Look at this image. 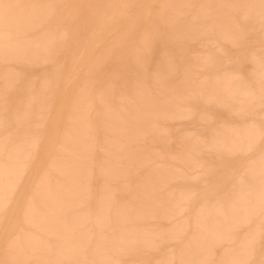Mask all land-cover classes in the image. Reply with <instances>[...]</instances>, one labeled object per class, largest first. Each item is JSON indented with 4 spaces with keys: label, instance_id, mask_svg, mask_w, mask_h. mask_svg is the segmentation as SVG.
Listing matches in <instances>:
<instances>
[{
    "label": "rangeland",
    "instance_id": "obj_1",
    "mask_svg": "<svg viewBox=\"0 0 264 264\" xmlns=\"http://www.w3.org/2000/svg\"><path fill=\"white\" fill-rule=\"evenodd\" d=\"M89 1L90 0H64L62 5L60 6L61 8L60 7H59L60 9L57 8V11L50 18H48L49 22H47V23H50V24H47V26L50 25V28H52L54 26V23H56V25H57V23L58 24L61 23V24H59V26L64 24V25H62L63 26L62 28L64 30L61 29L62 36L60 39H62V44H60L61 43L60 42L59 44L56 45V43L59 41L58 40V41H56V43L51 44L50 47L47 46V49L45 48L47 53L45 52V54H44L42 52V55L43 54L45 55V57H44V55L42 57L46 58V60L45 59L42 60V61L45 60L44 62L41 61L42 64L39 62L40 60L39 61L37 60L38 63H40V64H37V62L32 60V58L29 60L30 55H31L30 52H26L25 55L22 56L24 58V60L21 57L24 62L22 60H20L19 58H17L19 62H17V59L15 60L14 58H13L14 61L12 60V58H9V59H7V62H6V59L0 58V60H1L0 61V113L2 115V116L0 115V123H1L0 124V136H1L0 139L3 138V136L5 135L4 138L0 140L1 142L3 141L2 143H0L3 145V146L0 145V147H1L0 149L4 148L3 151H5V152H8L11 148L14 150L15 149L14 146H15L16 142L17 141L22 142L23 140H24L23 142H25V147L27 145L26 143H28L27 146L29 147V148L27 147L29 153H26L27 154L26 156H28L27 160H24V159H26V157H24L25 154L24 155L19 154L16 157V154L14 153L15 151L11 150V151H13V153H10L11 151L8 152L9 156H11V154H13V155L15 154L14 155L15 157L12 155L10 157V159H12L14 157L16 163H18V161L20 162L21 159H23V157H24V159L22 160V162L26 161V162H24L25 164L23 166L21 164V166H22V168H24V170H23V175H22L23 177H21L19 179L20 182H18V185H17L18 188H21L23 186L27 176L37 166L36 164H38V160L40 159L39 157H41L44 154L43 149L46 146L45 144H47V140H48L47 138L49 137L48 133L50 134V131L52 129L51 126H53L52 123L55 122V120H56V116L59 112V110H57V109H59L60 104H61V94H62V91L65 89L66 86H69V88L72 91V95H74L75 98H77V97L80 98L79 103L81 104L80 107H83V110H82V108L80 109V107H79V111H81V113H80L81 115H79V113H78V116H76L77 115V113H76V115L73 116L72 111H74V110H75L74 112L78 111V110L74 109L75 107L72 108L74 106V104L71 106V108H67L68 111H67V109H65L64 114H63V116L65 118V122L67 121V119L70 118L69 116H73L71 118H77V119L81 117L80 119L83 122H80L81 120L78 119V123H79V124L77 123L78 127L81 124L83 126L84 125L83 123H85V125H87V126L82 127L81 131L84 130V128H85V130L86 129L89 130V131H87L88 135L87 136L85 135L84 139L83 140L81 139V140L83 141V143L86 142L87 146L89 144V146H90L89 149H91L92 151L91 150L89 151L90 152L89 154L91 156H89V154H88V157H91V159L93 157V159H92V161H90V158L86 157L87 158L86 161H89V163H90L89 164L88 162H86L84 160L85 157L82 156L83 162L86 164L88 163L87 164L88 166H85V167H88L89 170L85 169V170H81L80 172H82V171L87 172L88 171V173L91 175L89 189L88 190L85 189L87 192L81 191V193H85V194L88 193L89 196H91V199L86 204L82 203L83 205L81 204V207H79L80 210L78 211V215L83 216V213H82L83 210L86 211V208H88L89 211L87 210L88 211V212L86 211L87 213L84 212V215L88 214L87 215L88 220H85L87 222L83 221L85 225L83 226V223H82V225L80 224V227L76 228L77 231H75V229H74V230H72L74 233H72V231L70 232L71 235L72 234L77 235V236L72 235L73 238L74 237L76 238V240H75V238H74V240L77 243L72 239V236L65 235V237L55 238L57 236L55 235V237H54V235H52L50 233L52 230L51 228H50L51 230H48L46 232L45 231L40 232L35 227L30 226V228H29V226H25L24 230H22L25 232H23L21 235H23V234L27 235V236L31 235L32 237L37 236V238H35V241H36V239H37V241H36L37 243L40 241V243H38L39 249L35 250V253H37L39 251L37 253V254H40L39 256L37 255L39 258V261H40L41 257L50 253L49 255H47V256H49L48 258L44 256L45 259L47 258L49 261L45 260L44 258H41V260L42 261L45 260V262L41 261L40 264H42V263L44 264L46 262L48 264H53V262L56 263V260H58L59 264H72V261H73V263L75 261L76 264H78V263L87 264V262L92 263V264H93V262H94V264H96V263H98V264L107 263L108 264L109 262H110L109 264H111V262H112V264H116V263L117 264H154L153 262H155L156 259H158V258H160V262H158V260H159L158 259L156 261L157 263L155 262V264H165V263L166 264L167 263L179 264L181 262L184 263L183 261H185V260L189 261V262L185 261L186 264H196V263L199 264L200 262H201L200 264H209L207 262L204 263V261H201L202 258H203V260L206 259V257H207L206 255H208L209 253L212 254V259L214 261L212 263L215 264V261L217 260L219 255H221L223 249H224V251H226V249H227L226 252L229 253L227 255L228 257H226V260L229 258V256L233 255L232 257H230L233 259L229 258V260H232V261H229V260L225 261L226 264H231V262H233L232 264H238V263L239 264H264L263 263L264 262V220L263 219L264 218L262 219L263 221L261 220V218L264 217V212H262V207H264V204H261L262 199L259 198L262 196L260 194H264V192H263L264 191V173L261 172V171H264V160L261 159V150H260L261 149L260 148L261 147V145H260L261 140L258 136H255L252 131L249 130L250 124L255 123L256 125H259L261 118L264 117V112H262L260 110L259 103L250 107L249 103H248V97L246 96V95L249 96V93H251L255 96L257 95L256 97L258 98L260 95L262 87H264V80H262V78H261V76H264V12H263L264 7H262V0H247V1L242 0L243 3L240 2L241 0H238V1L237 0L236 1L235 0H227V1L226 0H223V1L219 0L218 2L215 0H213V2H210L212 0H210V1H208V0H195L197 3L193 0H190V1L187 0L188 2H192L195 6H198V10L199 11L202 10L203 12L197 11V7H195V6H193L192 9L196 10V11H192V9L190 7L192 4L190 3L191 5L189 4V6H187V8L189 7L188 9H190L191 11L189 13L187 12L188 14L186 13V11L188 9L186 11H184L185 12V13H183L184 16L182 14L179 15L173 11V9L171 7H174L173 5L175 4V1H172V0L171 1L169 0V2H168V3L171 2V4H173V2H174V4L172 6H170V4H168V6L165 4L164 7L160 6L159 3H155V2H158L156 0H141V2L138 0H103L102 4L99 6L100 8H97V10L94 11V13H92V14H89L88 10H87L88 9L87 6H88ZM124 1L126 2V4ZM203 1H206L205 2L206 4ZM248 1H251L252 4H251V2H248ZM127 2H128V4H127ZM228 2H230V5L229 4L227 5ZM254 2H256V3H254ZM215 3L218 5V7H217L219 9L218 13L214 12V11H218V10H215L216 9L215 5L211 6V7L209 6V4L213 5ZM258 3H259V5H258ZM122 4H124V5H122ZM203 4L208 6L207 10L202 9V8H206V6L204 7ZM243 4H244V6H243ZM246 5H248V6H246ZM122 6H124V7L126 6L125 7L126 9L122 10V8H123ZM224 6L225 7L227 6V8H228L227 11H226V8ZM259 6L262 8H260ZM120 7H122L121 10H120ZM222 7H224L225 9ZM142 8H144V9H142ZM147 8H148V10L150 9L149 12L146 11ZM199 8H201V9H199ZM233 8H235V9L233 10ZM245 8H247V9H245ZM118 9L120 10L121 13L122 12L123 13L120 14ZM85 10H86V12H85ZM260 10H262V11H260ZM117 11H118V16H116ZM150 11L152 13H150ZM169 11L172 14L175 13L174 14L175 16H170L169 14H171V13ZM222 11L223 12L226 11L225 12L226 15H225V13H223V15H221ZM220 12H221V14H220ZM83 14H86V15H83ZM217 14L223 16V18L226 17L227 19L226 18L223 19L221 16H219V15L217 16ZM260 14H261V16L263 14V16L261 17ZM57 15L59 16V18ZM156 15L158 17H155ZM230 15L232 16V18L230 17ZM244 15H245V17H244ZM246 15L248 18L246 17ZM176 16L179 18H176ZM258 16H260V17H258ZM52 17H53V19H52ZM139 17H141V18H139ZM174 17L176 18V20ZM215 17L219 18V19L216 18L217 22L215 20ZM89 18L91 20H89ZM143 18H145V19H143ZM151 18H153V19H151ZM185 18L188 21H185ZM220 18H222V19H220ZM254 18H256V19H254ZM230 19H231V21H230ZM173 20H174V22L178 21V24L181 25L180 28L183 27V29L185 30V32H184L185 34L183 33L184 30H182V29H181V31H182L181 34L180 33H179L180 35L177 34L180 31V28L178 27L179 25H177V22L174 24ZM189 20H190V22H189ZM219 20L220 21L229 20V21L226 23L222 22L223 23L222 24L219 22ZM211 21H214V22L212 23ZM188 22H189V24H188ZM215 22L218 25L220 24L219 28H221V24H222V27H224V28H221L219 30V28L217 27L216 24H215V26L212 25ZM149 23H151V24H149ZM172 23L174 26L172 25ZM227 23H229V24L227 25ZM175 25H177V27ZM230 25H232V26H230ZM131 26L133 28H131ZM124 27H125V30H123ZM127 27H129V29L130 28L132 29V30L130 29L131 32L129 31V33H128V30L126 33L124 32V31H126ZM136 27H137V29H136ZM228 27H230V28H228ZM59 28H61V26ZM226 28H228L230 32ZM147 29H148V32L146 31ZM177 30H179V31H177ZM217 30L219 32H217ZM222 30L224 31V33ZM138 31L147 40L146 44H142V41L140 39H143L144 41H146L142 36H140V39H138V40H140L141 44H139L137 39H132V37L134 35H136L138 33ZM64 33H66L67 35L66 34H65L66 36L63 35ZM120 33H121V35H123V33L128 34V35L122 36L123 37L122 38L120 36ZM142 33H146V35L144 34L145 35L144 36ZM220 33H222V35ZM174 34L176 37H174ZM186 34H188V36ZM171 36H173V37H171ZM125 37H127V39L129 38L128 41ZM179 37H181V38H179ZM111 38H113V39H111ZM231 38H232V41H230ZM205 39L206 40L209 39V41L207 40L208 41L207 42V41H205ZM213 39H214V41H213ZM252 39H254L255 41ZM233 41L236 42V45ZM250 41H251V43H250ZM109 42H110V45L107 44ZM183 42L185 43L184 45L182 44ZM230 42H233L234 44H231ZM112 43L114 44V46ZM60 45L61 46L63 45L62 48L60 47ZM55 47H57V48H55ZM181 47H184L186 49V51L182 52L181 50L183 48L181 49ZM52 49H55L57 52L56 53L54 50L55 54H53L54 56H57V57H55L56 59L55 58L52 59L53 57H51L52 53H53V52L51 53ZM134 49H136L137 51L135 52ZM104 50L106 51L105 53H107V55L104 54ZM107 50H109L108 52H110V54L107 52ZM179 51L184 55H181ZM137 52L139 55L137 54ZM32 53H35V52L32 51ZM134 53H136L137 57ZM47 54L51 55L50 56L51 58L47 57ZM98 54H99V56H98ZM25 56L27 57V59L25 58ZM251 57H254V58H251ZM75 58H77V59H75ZM97 58H103V60L97 59ZM132 58H134L135 60L134 59L132 60ZM49 59H51L50 62L47 61ZM167 59L168 60L170 59V60L168 61ZM172 59L175 62V64H177L176 65L177 67L175 66V64H173L174 62L172 61ZM199 59H200V61H198ZM3 60H5V62ZM31 60H32V62L34 61L33 62L34 64L31 62ZM95 60H96V62H94ZM97 60H98V62H101V60L103 62H101L99 64V66L95 67V64L98 63ZM164 60H166L167 63ZM186 60L192 61V62L194 60L195 61L193 63H191V62L189 63L188 61L186 62ZM171 61L173 63H170ZM92 62L95 63V64L93 63L94 66H92L93 65ZM200 62H202V65H200L201 64ZM164 64L166 66H164ZM168 65H170V66L172 65V68ZM183 65H184V67H183ZM161 66H163V68ZM91 67H92V70H91ZM164 67H165V69H164ZM173 67H174V69H173ZM198 67H199V69H198ZM88 68L90 69V71H87ZM166 68H168L169 73H167ZM190 69H191V71H190ZM86 71L89 72L88 75L86 74L87 73ZM163 72H166V73L163 74ZM181 72H182V74H181ZM8 74H9V76H8ZM157 74H158V76H157ZM154 75L157 76V77H155V79L158 78V80L160 79L159 77L161 76L159 83H158L157 79H156L157 82H155ZM185 75H187V79H186ZM255 75H256V77H255ZM163 76H164V78H162ZM137 77H139L142 80L141 84H140L141 80L140 79L138 80ZM8 78H10V79H8ZM167 78H169V79L167 80ZM184 78H185V80H184ZM43 79H45V82ZM152 79L154 80V82L156 84H160L161 89L158 87V85H155V83L153 82ZM4 80H6L5 81L6 83L4 82ZM11 80L13 81V87L9 88L7 86L8 85L7 83H9ZM55 80H57V82H55ZM48 81H50V82L52 81L51 84ZM185 81H186V83H185ZM2 82L4 83V85L2 84ZM42 82H43V84H42ZM53 82H55V84ZM44 83L47 84L48 87L51 85L52 86L55 85L54 86L55 89L52 88V86L50 87V89H48V87L46 88V86H45L47 91H46V89L43 90L44 87H42V85L44 86ZM83 83H85V84H83ZM5 84H7V85H5ZM187 84H189V85H187ZM73 85H75V86H73ZM191 85H192V87H191ZM199 85H201L202 88ZM4 86L7 87V90ZM186 86L188 88H186ZM172 87H173L174 91L172 90ZM51 88L54 89V91L55 90L56 91L54 92ZM82 88H84V90ZM85 88L89 91H86ZM158 88L161 91H159ZM191 88H193V89H191ZM48 90H50V91H48ZM171 90H172V92L170 93ZM182 90L183 91L186 90V92L185 91L183 92ZM188 90H189V93L187 94ZM38 91H40L43 94L41 95V93ZM45 91L47 93H45ZM77 91H79V92H77ZM82 91L83 92L85 91L86 95H85V92L82 93ZM167 91H168V93H167ZM49 92H53V93L49 96V95H47ZM122 92L128 93V94L125 93L127 98H126V96H124L125 94L124 95L122 94ZM159 92H161L160 93L161 96L158 95ZM191 92H192V94H190ZM107 93H108V95H107ZM156 93H158V94H156ZM162 93H163V95H162ZM183 93L185 94L184 96H183ZM29 94H31L33 96L30 95V97H29L28 96ZM38 94H40V96ZM166 94L169 96V98H167ZM45 95L48 96V97H46V99L44 97ZM103 95L104 96L106 95V98ZM129 95L131 96V98ZM137 95H139V96H137ZM155 95H156V97H155ZM175 95H177V96H175ZM26 96H28V98ZM119 96L122 98L125 97L124 100L120 99ZM138 97H139V99H137ZM150 97H151V99H150ZM154 97L155 98L159 97V98L155 99ZM164 97L167 98V101H165ZM26 98H27V100H26ZM83 98L87 101L85 102V100ZM160 98H161V101H160ZM162 98L164 100H162ZM181 98H182V100L183 99L184 100L180 101ZM29 99H31V101ZM102 99L104 100V102L107 103L106 104L107 107L105 109L103 108L105 105L102 103V101H103ZM38 100H40V101H38ZM88 100H89V102H88ZM141 100H143V101H141ZM153 100H155V101H153ZM146 101H147V104H146ZM159 101L163 102V103H159ZM217 101H219V102H217ZM222 101H223V103H221ZM132 102L134 103L135 106H137V109L139 108L140 110H142L145 108V110L139 112V109H138V111H137L136 107H132L133 106ZM24 103H26V104H24ZM82 103H85L86 105L82 104ZM89 103H91V105ZM153 103H154V105H153ZM140 104H141V106H140ZM149 104L157 112L154 111L150 106L147 107ZM92 105H93V107H91ZM179 106H180V109H179ZM235 106H237V107H235ZM25 107H27V108H25ZM154 107H156V108L158 107V108L156 109ZM175 107H176V109L174 110ZM187 107H188V109H187ZM88 108H92V110L90 109L91 111H89ZM101 108H103V109H101ZM113 108H114V110L112 111L111 109H113ZM130 108L132 110H130ZM166 108L168 111H166ZM181 108L183 110H182V112H179V111H181ZM29 109L32 110V113H31V110L29 111ZM171 109L173 112L170 111ZM231 109H233V110L231 111ZM25 110H27V111H25ZM85 110H87V112ZM107 110H110V111H107ZM128 110H129V112L130 111L131 112L129 113ZM133 110H134V112H133ZM151 110H152V112H151ZM164 111L166 114L164 113ZM236 111H238V113H236ZM84 112H86V113H84ZM91 112H92V114H91ZM148 112H149V114L153 113V117L151 116V114H150V116H151L150 117L149 114H147ZM167 112H168V114H167ZM169 112H172V113L170 114ZM230 112L233 114H230ZM234 112L236 115L234 114ZM71 113H72V115H71ZM88 113H90V114L87 115ZM104 113L105 114L107 113L106 116ZM111 113H112V115H111ZM135 113H136V115H132ZM154 113L156 114V117H155ZM184 113H185V115H187L189 113L187 115V116H189V118L187 116L185 117ZM119 114H121V116ZM243 114H245V115H243ZM82 115L83 116L85 115V116L83 117ZM107 115H108V119H107ZM123 115H126V116L128 115V117L123 116ZM160 115H162L163 117ZM167 115H168V117H167ZM178 115H180V116H178ZM99 116H100V118H99ZM116 116H117V119H119V120L115 119ZM140 116H141V120H140ZM157 116H159V118H157ZM1 117H3L5 120H3V118H1ZM25 117H27V118H25ZM160 117L163 119L161 120ZM182 117H185V120ZM186 118H188V120H186ZM142 119H144V120H142ZM147 119L148 120L152 119L153 121H148ZM200 119H201V121H200ZM104 120L108 123L109 126L105 125L106 122ZM114 120H116V121H114ZM132 120L133 121L135 120L136 122H133ZM203 120H204V122H203ZM37 121H39V122L37 123ZM118 121H119V123H118ZM122 121H123V123H122ZM129 121H132L131 123H133V124L137 123V125H135V126L132 124L129 125V123H130ZM141 121H142V123H140ZM146 121L148 122V124ZM154 121H158V123L157 122L154 123ZM162 121H163V123H161ZM17 122H19L20 124L17 125L18 124ZM115 122H117V123H115ZM2 123H4L3 125H6V126L3 127ZM103 123H104V126H103ZM151 123H153V124H151ZM116 124H117V126H116ZM149 124L151 126H155V124L156 125L159 124V125H157L155 127H151V126H149ZM112 125H113V131L111 130L112 127H110ZM118 125L120 127L122 126L121 130H120V127ZM125 125L127 128L124 127ZM140 125H141V127H140ZM146 125H148V126H146ZM144 126H146V127H144ZM190 126H192V128L193 127L194 128L192 129ZM117 127H118L119 131H118ZM130 127H131V129H130ZM148 127L150 129V132H149V130L146 129ZM160 127H161V129H159ZM69 128H70V130H71V128L73 129L72 126ZM69 128L67 127V129H69ZM105 128H106V130H105ZM125 128H126V130H125ZM142 128H144L145 131H147V132H145V131L141 132L139 129H142ZM77 129L79 130L80 128H76V130ZM114 129H115V131H114ZM158 129H159L158 132L161 135L157 132ZM116 130L119 133H116ZM152 130H154V131H152ZM126 131H130L129 135H128V132H126ZM8 132H10V133H8ZM131 132L133 133V135ZM154 132H156V134L158 133L157 135H159V136L154 134ZM242 132L244 134L245 133H247V134H245V136H244ZM7 133L9 135H7ZM70 133L71 132L69 131L68 134H70ZM187 133H189V134H187ZM73 134H74V131H73ZM126 134L128 136H126ZM137 134H139V135H137ZM29 135H31V137ZM33 135H35V137ZM70 135H71L70 137H73L75 134L74 135L70 134ZM143 135H144V137H141ZM200 135H203L204 137H202ZM246 135L254 137V143L252 144L251 147H249L248 142H246L247 140L245 139V137H248ZM155 136H156V138H155ZM78 137H80V136L78 135ZM78 137L75 136L74 138L71 139V141L73 142V141H75V139L77 140ZM81 137H83V136H81ZM132 137L135 139H132ZM161 137L163 138V141H162ZM197 137H199V139ZM200 137H202V138H200ZM252 137H249V138H252ZM16 138H18V139H16ZM22 138H24V139L22 140ZM68 138H69V135H68ZM138 138L140 141L139 142L135 141ZM212 138H214V139H212ZM217 138H219V141H227V142L229 141L227 143V148L224 149V147H222V149H221V146H220V148H217V147H219V141L217 140ZM32 139H34V140H32ZM117 139H119V140H117ZM127 139L128 140L132 139V142H130L131 140L127 141ZM200 139H201L202 144L200 143V146L198 147L196 145H199V144L196 142H200ZM85 140H87V141H85ZM115 140H117V141L115 142ZM212 140H214V141H212ZM230 140L232 142L234 141L232 146L235 144L236 145V146L234 145L235 147L231 146L232 142ZM256 140H257V142H256ZM32 141L33 142L36 141L37 143L33 144ZM118 141H119V143L116 144ZM29 142L31 145L33 144L32 147L29 146ZM79 142H80V140H79ZM184 142H185V144H183ZM194 142L196 143V145L192 144ZM212 142H214L215 145ZM4 143H5V146H4ZM68 143L71 144L70 141ZM74 143L78 144L77 141H75ZM83 143H82V146H83ZM134 143L138 144L139 146L135 145ZM187 143H189L190 145ZM207 143H209V144H207ZM242 143H243V145H242ZM258 143H259V145H258ZM186 144H187V146H184ZM118 145H120V146H118ZM193 145H195L194 146L195 149L193 148ZM202 145H203V147H202ZM10 146H11V148H7ZM73 146H74V144H73ZM76 146L80 147V143H79V145H76ZM76 146H74V147L76 148ZM87 146H85V147H87ZM245 146L249 147V149L245 148ZM25 147H24V149H25ZM188 147H189V149H188ZM229 147H231V148H229ZM59 148H57L56 150H58ZM7 149H9V150H7ZM60 149H59V151H61ZM83 149H85V151L87 152L86 148H83ZM83 149L81 151H84ZM87 149H88V147H87ZM103 149H104V151H102ZM106 149L109 152H106L105 151ZM118 149L120 151H118V153H116V151ZM230 149H231V151H228ZM232 149H234V150H232ZM241 149H242V151H241ZM245 149L251 151L252 154L247 156L246 153H244ZM75 150H76V152H75ZM182 150H183V152H182ZM179 151H180V155H179ZM72 152L73 151H71V153ZM74 152H75V154L76 153L78 154L77 148L74 149ZM101 152H103V153L101 154ZM119 152H120V154H119ZM124 152H126V153H124ZM130 152H132V153L130 154ZM152 152H155V153L150 155L149 153H152ZM162 152H164V153H162ZM184 152H187V153H184ZM59 153L62 154L63 152H59ZM59 153L56 151L55 152L50 151L48 153V157L49 158H55V160H56V158H58V160H59L60 157H62V159H63L67 155V153L65 152V155L62 154L64 157L61 156V154L58 156ZM71 153H68L69 158H70V156H73L72 154H74V153H72V154ZM81 153L82 152H80L79 155H76V157L80 156L79 157L80 160H79V158H76L78 161L82 160L81 155L86 154V153H83V154H81ZM108 153H109V155H108ZM146 153H148V154L145 158ZM69 154H71V155L69 156ZM75 154H74V156H75ZM184 154L186 155V157ZM118 155L120 158L118 157ZM123 155H125V156H123ZM129 155H130V157L128 158ZM132 155L135 158L133 157V159H132V157H131ZM137 155H139V156L143 155L144 158L142 156H140L141 157V159H140V157ZM153 155L156 157H154ZM172 155H174V157L177 156L176 158H178V160L174 157H173L174 158V160H173V158H171ZM148 156H149V158H148ZM68 157L66 156V158L63 159V162L65 160H67ZM107 157H109V158H107ZM183 157H185V158L182 159ZM244 157H245V159H243ZM5 158H6L5 156L0 157V163H2L3 165L6 162L5 160H7V158L6 159ZM103 159L105 160L104 162H106L105 164H103L104 162L102 163ZM129 159L132 160V163L130 160L131 165H128V164H130ZM146 159H148V160H146ZM179 159L181 160V162ZM250 159H251V161H249ZM13 160L14 159H12L11 161H13ZM51 160H50V162H52ZM145 160L147 161V163L145 162ZM184 160H186V161H184ZM118 161L121 163L119 164ZM139 161L142 163H140ZM246 161H248L250 165H248V162H246ZM15 162L13 161V164H15ZM99 162H100L101 166L104 165L103 167L105 169H107L106 171H105V169H103V172L105 171L106 174H102V173H100V171H98V170H100ZM80 163H82V161ZM2 164H0V165L2 166ZM181 164H190V167L188 165H186V167H185V165H184V168H185V170H186V168L187 169L190 168L191 170L188 169V170H190L189 172H187L188 170L185 171L183 168V165H181ZM82 165H80V167ZM122 165H123V167H122ZM140 165H141V167L144 165L145 166L140 168L139 167ZM192 165H193V167H192ZM108 166L111 167V169L107 168ZM162 166H165V167H163L165 170H163ZM170 166H172V167L174 166L173 168L171 167L172 172H170L171 170H168L170 168H167ZM250 166L252 168L251 169L252 172L257 171V172H254V173H256L257 176L254 175V173L252 175L249 173L250 170H248V169L250 168ZM80 167L78 166V169ZM115 167H117V169H119V167H120V169L117 170ZM151 167H152L153 171H152ZM11 168L9 171L10 173H8V176H10V174H11ZM123 168L124 169L126 168L125 171H123L124 170ZM157 168H159L158 171H156ZM176 168H178V169L180 168V169L178 170ZM234 168L240 170V172L242 173V179H241V176L232 174V169H234ZM109 170H113V172H111ZM114 170H117L115 172H118V174H120V172H121V175H118L117 173L114 174ZM120 170H122L123 172ZM173 170H176V171H173ZM180 170H182V171H180ZM177 171H179V173ZM258 171L261 173H259ZM85 172H82V173H85ZM107 172L108 173L111 172V174H108L110 178L108 177ZM149 172H151V173H149ZM154 172L160 173V177L158 175H156V173H155V175L158 176L159 178L154 176L153 175ZM162 172H164V173L166 172V173L162 174ZM167 172H169V174H173V176L171 175L172 180H169L171 178ZM247 172H248V174H247ZM48 173H50V171ZM145 173H146V176H145ZM174 173H175V175H174ZM184 173L187 174L188 176H186ZM166 174L169 177L166 176ZM181 174H183L184 176ZM3 175H5V174H2L1 175L2 177L0 176V181L3 180L0 183V186L4 187L5 184L10 185L12 182L11 178L8 177L7 175H5V176H3ZM82 175L84 176V174H82ZM114 175H116V176H114ZM102 176L103 177L106 176L108 178L106 179V177H104V179H103ZM147 176H149V177H147ZM153 176L156 177L157 179L156 178L154 179ZM252 176H254L255 178H253ZM115 177H116V179H115ZM145 177L148 180L147 183H145V181H146ZM174 177H176V178L174 179ZM189 177H191V178H189ZM59 178H61V177L60 176L57 177L55 174L51 175V179H53L52 180L53 182L58 180ZM161 178H162V180H161ZM164 178H166V179H164ZM7 179L10 181V184H9V182H7ZM151 179L155 180L154 182H157V184L154 182H150V181H152ZM239 179H240V181H238ZM257 179H259V180H257ZM105 181H107V182H105ZM159 181H162V182L160 183ZM164 181H165V183H167V182L168 183L163 185L162 183ZM256 182L258 185L260 183V185L258 186L256 184ZM102 183H103V185L106 184V187L102 186ZM115 183H116V185L118 183V185L116 186ZM138 183H140L139 185L142 186L143 190L146 189V191L144 190V192H142L143 190H142L141 186H138L140 188L139 189L135 185V184L138 185ZM159 183H160V185L162 184V187H161L162 191L158 190V189H160V187H158V186H160ZM1 184H3V185H1ZM107 184L110 185V189L108 188L109 185H107ZM123 184H125V185H123ZM230 184H232V185H230ZM242 184H243V186H242ZM8 185L6 187H8ZM100 185H101L102 189H100ZM113 185H114V188L116 186L118 189L116 188L114 190L112 188ZM122 185H123V187H121ZM149 185H151V186H149ZM154 185H155V187H154ZM233 185H234V187H232ZM235 186L239 190H237V188ZM241 186H242V188L245 186L246 189L248 187H250V188H248L249 190L247 189V192H246L245 190L239 188ZM103 187L106 188V189H104V191L109 190V192H110L112 190L110 193L112 194V192H113L112 197L114 198V200L116 202V204L113 205V207H112V209L113 208L114 209L113 210L110 209L108 212V217H109V220H111V221H109V223H110L109 226L103 228L104 231L101 230L102 228L99 225L100 222L98 223V221L103 219V211L102 210H100L101 212L99 211V208L101 205L100 197H102V196L99 197V195L100 194L103 195V191H102ZM136 187H137V189H134V191H137L138 189L139 190H138V193H136L135 195L133 194L136 197V199H134V197H132L133 196L132 192H133V188H136ZM148 187H150V190L147 189ZM156 187H158V189ZM245 187H244V189H245ZM258 187H261V188H258ZM126 188L129 190H127ZM151 188L152 189L156 188L155 191L158 190L156 192H154V190H153V196H156V198H157V195H158L157 202L155 201L156 198H155V200H153V196L150 195L152 192ZM4 190L5 189H3V188L0 190V192H3L0 194V197L2 195L4 196L0 199L2 201L4 200V198L7 199V201L4 200L3 202H1V200H0L1 203H4V210L0 211V234H2L4 231L9 229V226H11V224H12L13 217H14L13 213L15 210L14 207H16L17 196H18L17 193H15V194H13L12 197H10V200H9V198H8V196H6L7 194L4 192ZM99 190H101V193ZM148 191H150V192L148 193ZM231 191H233L235 193L231 194ZM236 191H237V194H236ZM239 191H241L243 193L242 196H241V193H238ZM249 191H251V192H249ZM255 192L256 193L258 192L260 194L256 195ZM133 193H135V192H133ZM154 193L155 194L157 193V194L154 195ZM159 193H162V194H160V196H162L161 200H164V201L166 200V196L167 195L169 196V197L167 196L168 197L167 199H169V198L170 199L166 200L168 202V205H167L166 201L164 203L163 201L160 200ZM85 194H82L83 197ZM144 194H148V195H144ZM163 194H165V195L163 196ZM169 194H171V195H169ZM178 194H180V195H178ZM249 194H251L252 198L246 197ZM252 194H253V196H252ZM147 197H149V201H148ZM237 197H239L238 198L239 203H238ZM244 197H246V198H244ZM256 197L258 198L259 202H257L258 200ZM262 197H264V195ZM86 198H88V197H85L83 199H86ZM137 198H139L138 202H137ZM172 198H173V201H172ZM181 198H182V200H181ZM234 198H235V200H234ZM243 198L247 199V200L244 201ZM249 198H250V200H248ZM255 198L257 201L255 200ZM141 199H143L144 204L140 203ZM241 199H242V201H240ZM8 200H9V202H8ZM231 200L234 201V204H233V201H231ZM146 201H147V203H150V204H147ZM169 201L173 202V205L175 204V206L170 205ZM37 202H35L37 209H38V207H39V209H40V207H43V205L39 206V204ZM240 202L241 203L243 202V205ZM39 203L42 204V202H40V201H39ZM97 203L98 204L100 203V204L96 205ZM151 203H153V204L151 205ZM155 203H157V205L160 208L163 207L162 209H165V210H163L165 214L171 213L170 208H174L176 210H179L180 213L173 215L171 218L172 221L170 219V221L167 222L168 220H165L164 218H162V215H160L157 210L156 211L151 210L150 208L147 210L148 205H149L148 207H150V206L156 205ZM218 203H219V205H217ZM220 203H222L223 205H221ZM250 203H251V205H250ZM253 203H255L254 207L252 206ZM5 204H7V205H5ZM140 204H141V207H143L142 209H141V207H139ZM121 205L124 207L122 208ZM131 205H132V208H131ZM227 205H230V207L232 206L234 208V210H237V212L233 211L232 208L230 210V207L227 208L228 207ZM236 205H240L242 208L244 207L245 210L243 211L244 208L241 209L240 207L238 209V206L235 209ZM115 206L121 207L122 210H124V208L126 207L125 209L127 210V208H128V210L130 209L129 212L130 211L131 212L128 213V212H125V210L123 212L121 211V213H123V215H121L122 218L120 217L121 222L120 221L116 222L115 220L117 219L116 218L117 215H115V213H114V212H116ZM165 206H168V207H165ZM135 207H137V208L135 209ZM219 207H220V210H218ZM144 208H146V209H144ZM250 209L252 212L250 211ZM253 209H254V211H253ZM256 209L258 212L255 211ZM132 210H133V212H132ZM138 210L140 211L139 213H138ZM150 210L152 211V213ZM166 210L169 212H166ZM153 211L155 214H153ZM219 211L222 214L221 213L218 214ZM232 211L234 213L236 212V214H238L239 212H245L246 214L239 213L238 215L235 214L236 216L234 217V215L232 214ZM96 212H98V213H96ZM126 213H127V215H126V219H125L123 216H125ZM135 213L136 214L138 213L139 217L137 215H135ZM156 213H158V217H155V216H157ZM113 214H114V216H113ZM151 214L155 215V216H152ZM215 214L220 215V216H218V218L220 217L219 219L222 220L223 224H221V223L219 224L218 218H216L217 222L214 221V220H216L214 218V217H216ZM240 214H244V215H241L244 218L241 219ZM97 215H98V219L100 218L99 217L100 215L102 216V218L100 220H98L97 217L95 218V216H97ZM134 215H135V217H134ZM140 215H141V217H140ZM149 215L152 217V219H151V217L148 218ZM211 215H212V217H211ZM251 215H252V218L250 217ZM129 216H131V217L133 216L135 219H133V217L131 218ZM136 216L139 220L136 218ZM159 216L161 217L162 221H161ZM253 216H255V217H253ZM89 217H90V219H89ZM91 217H93V218L91 219ZM233 217H234L235 221L238 220V218H236V217H239L240 220H244V221H246V223H244V225H242V226L240 224L236 226L235 225L236 223L233 222ZM153 218H154V221H153ZM33 219H36V218L34 217ZM66 219L67 220L65 221V223H67V222L69 223V220H68L69 217H67ZM94 220H95L94 224H97V225L93 224ZM157 220H159V221L156 222ZM223 220H225V221H223ZM122 221H123V223L125 221L126 222L124 224H122ZM132 221H134L133 224H132ZM138 221H141V222L138 223ZM230 221H231V223H230ZM128 222H131V223H128ZM174 222H175V224L173 225ZM115 223L118 225H116ZM119 223H120V226H119ZM134 223L137 225L139 224V226H141V227H138ZM169 223H171L170 224L171 228H168V227H170ZM178 224H179V226H178ZM180 224H182V226ZM201 224H202V226H201ZM229 224H230V226L235 225L238 228H235V226H232L231 230H230V228H229L230 226H228ZM113 225H114V227H113ZM131 225L133 226V228ZM5 226H6V228H5ZM97 226H98V228L100 227L101 229L99 228L100 230H98ZM122 226L123 227L125 226L124 229L121 228ZM127 226L129 228H127ZM173 226L174 227L176 226L177 229L179 228V230L181 229L180 231H182V235L180 236L181 238L180 237H179L180 239L178 238L179 242L177 239L175 240V238H174L175 235L170 236V235H172L173 232H174L173 234H176V232H175L176 230H174V229H176V227L174 229H172ZM180 226L181 227L187 226V228L184 227V229H185L184 230ZM196 226H199V228L201 226V228H200L201 233L199 232L200 233L199 235L196 233H198L197 231H199L200 229ZM87 227H88V231H86ZM117 227H119V228H117ZM142 227H144L145 229L147 227V229H146L147 231H149V229L151 228L150 232L152 230V233L154 234V236H153V234H151L149 232L147 233V231L143 230L144 228H142ZM152 227H153V229H152ZM212 227H213V229H212ZM214 227L215 228L220 227V230L217 229L218 231H216ZM222 227L225 228L226 230H228V229L229 230L226 232V230L224 229V231H223ZM227 227H228V229H227ZM81 228H83L84 230L86 229L84 231V233H83V230ZM89 228H90V230H89ZM108 228H109V230H107ZM116 228H117V230H116ZM120 228L123 232L126 229L128 231V233H131V234L135 233V231L138 230V232L140 231V233H142V235H139L140 233H138V232H136L134 235H130L127 233V231H125V233H126L125 235H122L123 232L120 230ZM134 228H135V230H134ZM138 228H140L142 230H140ZM154 228L156 231L154 230ZM195 228H197L198 230ZM205 228H206V230H205ZM110 229H114L113 232ZM128 229H130V230H128ZM131 229H132L133 233H132ZM171 229L173 232L171 231ZM194 229H195V231H194ZM119 230H120L121 234L119 233V235L116 236V234H118ZM81 231L84 235H82ZM97 231L99 232L100 235L102 234L100 236V238H98L99 235H98ZM110 231L113 233V235L109 234ZM143 231H145L144 234H143ZM210 231H212L211 234H210ZM221 231H223V234ZM90 232L92 233V237H90L91 236ZM102 232L104 233V235ZM168 232H170V233L172 232V233L170 235H168ZM218 232L222 236H220V234H218ZM77 233H79V235L81 234L82 237L84 236V240ZM106 233L109 235H107ZM45 234H49V235H45ZM65 234L70 235L67 231H65ZM87 234H89L90 238L87 236ZM201 234H203V237ZM250 234L251 235L254 234L257 238L253 235L251 236ZM41 235H42V237H41ZM43 235H44V237L46 236V238H44ZM146 235L149 237H147ZM155 235H157V236H155ZM224 235L226 237L228 236L227 237L228 240H229V238L232 239V241L230 240L231 244H229L230 243L229 242L227 247H225V244H223V243L222 244L218 243V240L221 237H225ZM113 236H114V238L116 236V238H115L116 240H114ZM120 236H121V238H120ZM132 236H134V237H132ZM144 236L146 238V241L144 239ZM199 236H201L202 238H200ZM211 236H214V238L212 237L213 242L215 240L214 243L211 242L212 239L209 240V238ZM231 236H232V238H231ZM78 237H80V238H78ZM106 237H108V238H106ZM110 237H112V239L105 240V238L109 239ZM117 237H119V240L123 239L126 242V243L125 242H123V243L128 244V245H125V244L123 245L122 241H121V243H120V241H117L118 240ZM126 237L128 239H125ZM139 237H142V239L140 240ZM170 237H171V239H170ZM215 237H216V239H215ZM233 237L235 240L233 239ZM41 238H44V239H41ZM70 238L72 239V241H71L72 243L69 240ZM77 238L79 240H77ZM81 238H82V241H81ZM85 238H86V240H85ZM87 238L90 240H88ZM103 238H104L105 242H104ZM130 238H131V241H129ZM198 238H200V239H198ZM217 238H219V239H217ZM253 238H255V239H253ZM61 239L64 240V241H62V242H64V244H62V246L60 245L61 247L59 246V248H58L57 246L61 242ZM153 239H154V241H153ZM173 239H174V241H172ZM247 239H249L250 242L247 241ZM41 240H42V242L44 240H46V241L48 240V243L46 241H44L42 243ZM111 240H114L115 242L111 241ZM126 240H128V241H126ZM142 240H144V241H142ZM150 240H151V242H150ZM169 240H171V241H169ZM183 240L184 241L187 240V243L189 242L188 245L184 246V243L185 244H187V243L184 242ZM193 240H196V241L193 242ZM197 240H201V241H197ZM202 240H204V243ZM84 241L86 242V244L88 243L87 245L85 244L86 248H83V249H85L84 250L85 255L83 254V249H79V250H82V251H80L81 253L79 251H77L78 247L81 248L80 245H83L85 243ZM109 241H110V243H109ZM132 241H133V244L131 243ZM139 241H140L141 245H139ZM208 241L212 244L217 245V246L214 245V247H211L213 245L212 244L210 245V243ZM233 241H235V242H233ZM50 242H51V244L54 242L52 244V246H51ZM56 242H58V244ZM66 242L68 244L69 243L70 244L66 245L67 244ZM99 242L100 243L102 242V245L99 244ZM111 242H114V243L111 244ZM117 242H119V243H117ZM198 242H200V243H198ZM216 242H217V244H216ZM55 243L57 244V246L55 245ZM78 243H80V244H78ZM95 243H96V245H95ZM145 243H147V244L145 245ZM192 243H194V245ZM41 244H42L41 247H43L45 245L44 248H42L44 251H45V247H47L49 245V249L47 250L49 253L47 251H45V253L47 252L45 254V253H43L44 251L43 252L40 251V249H41L40 245ZM46 244H47V246H46ZM71 244H73V245L75 244L76 247H75V245L73 246ZM108 244H110L111 246H109ZM114 244L116 246L119 245L120 246L119 248L120 249L122 248L121 249L122 252L119 251L120 249L116 248V246L113 247ZM148 244H150V245H148ZM64 245L69 247V248L66 247L67 249H69V251L71 250V248L73 249V247L76 248L72 251L76 250L77 255L75 253H72V255L74 254L73 256L71 255L72 251H70V254H69V251L67 250L68 251V252H66L67 257H68V254H69V257H68L69 259H71L70 257H73V260L71 259L69 262H68L67 257H66V259H64L65 258L64 255L66 254L65 253L66 248L62 249V247H65ZM107 245H108L109 249L111 248L110 249L111 251L116 248L119 251V253L116 249L112 251L113 253L110 250L108 251ZM142 245H143V247H142ZM191 245H193L194 247L195 246L197 247L199 245V247L193 248V246H191ZM209 245L211 248L208 247ZM95 246L97 248H99V250L97 249V251L100 252L99 253L100 257H99V255H97L98 252L95 251L96 250ZM105 246H106V249H104ZM148 246H149V248H148ZM150 246L152 249L150 248ZM144 247H146V248H144ZM188 247L190 248V249H187L189 251V253H187L188 251H185V254L183 252H181L182 251L181 249H183V251H184L185 248H188ZM206 247H208V248H206ZM53 248H55V249H53ZM203 248H205L204 250L207 251L204 254L202 252V251H204V250H202ZM57 249H58V251H59V249L64 251L63 253H65V254L62 255L64 257H62V256L58 257L59 253H61L62 251H59L57 253L56 252ZM192 249H193V251H192ZM195 249L197 252L195 251ZM207 249H209V250L211 249L209 253H208L209 250H207ZM93 250H94V252H93ZM166 250H167V253H166ZM52 251H55V253H57L58 258L55 257L56 254ZM105 251H106V254H104ZM116 251H117L118 255L115 253ZM177 251H179V252H177ZM190 251H192V255H191ZM90 252L91 253L93 252V253L90 255ZM16 253H15V255H18V251ZM27 253H29V254H27ZM52 253H54L55 258L53 256H51ZM107 253H109V254H107ZM180 253H182V254H180ZM31 254H32V252L30 251V249L25 250V253L23 256H25V258L27 259V260H25L26 264H34L33 259L31 258ZM82 254H83V256H82ZM93 254H96V255L94 256ZM163 254H164V257L166 256L165 259L168 258V260H169V258L171 257L170 260H172V261L169 260L167 262L163 258V260H165L164 261L165 263H162L163 260H161V259H162ZM168 254H169V256H168ZM188 254H189V256H188ZM199 254H201L200 256L203 255L206 257L200 258ZM78 255L79 256L81 255V256L79 257ZM176 255H177V257H176ZM186 255H187V257H186ZM236 255H237V257H238V255L239 256L241 255V258L243 257L244 259L242 258L243 259L242 260V259H240V257L238 259L236 257ZM27 256L30 259L27 258ZM74 256L77 257V259ZM91 256H93L92 258L96 257V258H94V261L92 260ZM101 256H103V257H101ZM83 257L85 259L89 258L90 260L88 261V259H87V262H86ZM181 257H183L182 260H181ZM15 258L17 260H20V259H18V256L17 257L15 256ZM52 258L55 260H52ZM59 258H62V260L60 261ZM80 258L84 259L83 261L86 263H84L83 261H80L81 260ZM97 258H99V260H101V262H99V260H97ZM177 258L178 259L180 258V260H178ZM235 258H237L236 263L234 260ZM4 260L5 259H3V257H2V261H4ZM10 260H5V262L10 261V263H8V264H11V262H13V260H15V259L13 258V260H12V258H11ZM76 261H79V262L77 263ZM90 261H93V262H90ZM107 261H109V262H107ZM114 262H116V263H114ZM228 262H230V263H228Z\"/></svg>",
    "mask_w": 264,
    "mask_h": 264
},
{
    "label": "bare ground",
    "instance_id": "obj_2",
    "mask_svg": "<svg viewBox=\"0 0 264 264\" xmlns=\"http://www.w3.org/2000/svg\"><path fill=\"white\" fill-rule=\"evenodd\" d=\"M138 1H140L141 2V0H138ZM156 1H158V2H155V3H159L160 4V6H162V7H164L165 6V4L168 6V4H170V6H172L173 4H174V2H173V4H171V2L170 3H168L169 2V0H156ZM171 1V0H170ZM172 1H175V4L173 5L174 7H171L172 9H173V11L174 12H176L177 14H179V15H183V13H185L184 11H186L188 8H187V6H189V4L191 5L190 7H191V9H192V7L193 6H195L192 2H188V1H190V0H172ZM193 1H195V0H193ZM208 1H210V0H208ZM215 1H219V0H215ZM223 1V0H222ZM227 1V0H226ZM236 1V0H235ZM238 1V0H237ZM247 1V0H246ZM4 2H7V3H12V4H15V5H19L20 7H18V8H16V9H13L12 10V13H11V20H10V22H8L7 24L2 20V19H0V58H4V59H6V62H7V59H9V58H12V60H13V58L16 60L17 58H19L20 60H22V56L23 55H25V53L26 52H30V58H29V60L32 58V60H34V61H36L37 62V64H40L41 63V61L43 60V59H45L46 60V58H43L42 56L45 54V52H46V50H45V48L47 49V46H51V44H54V43H56V41H58L57 43H56V45L57 44H59L60 42V44H62V39H60L61 38V36H62V34H61V29L62 30H64L62 27V25H64V24H62V25H60L61 26V28H59L60 26H59V24H61V23H57V25H56V23H54V26L52 27V28H50V25L49 26H47V24H50V23H47V22H49L48 21V18H50L56 11H57V8H59L61 5H62V3L64 2V0H4ZM66 2V1H65ZM102 2H103V0H90L89 1V3H88V6H87V10H88V13L89 14H92V13H94V11H96L97 10V8H100L99 6L102 4ZM125 2V1H124ZM154 2V1H153ZM196 2V1H195ZM204 3L206 2V1H203ZM210 2H213V0L212 1H210ZM234 2V1H233ZM240 2H242L243 3V1L241 0ZM239 2V3H240ZM248 2H251V1H248ZM258 2V1H257ZM138 3V2H137ZM197 3V2H196ZM195 3V4H196ZM222 3V2H221ZM220 3V4H221ZM237 3V2H236ZM247 3V2H246ZM254 3H256V2H254ZM125 4H126V2H125ZM127 4H128V2H127ZM199 4V3H198ZM197 4V5H198ZM202 4V3H201ZM206 4V3H205ZM211 4V3H210ZM209 4V6L211 7V6H214L215 5V10H218V11H214V12H219V9L217 8L218 7V5L215 3V4H213V5H210ZM219 4V3H218ZM223 4V3H222ZM230 5V2H228L227 3V5ZM233 4V3H232ZM241 4V3H240ZM251 4H252V2H251ZM48 5H55L56 7L55 8H49V7H47ZM122 5H124V4H122ZM138 5V4H137ZM204 5V4H203ZM217 5V6H216ZM258 5H259V3H258ZM66 6V5H65ZM166 6V7H167ZM169 6V7H170ZM201 6V5H200ZM199 6V7H200ZM206 5H204V7H205ZM234 6V5H233ZM243 6H244V4H243ZM246 6H248V5H246ZM245 6V7H246ZM123 7V8H122ZM122 7H120V10H121V8H122V10L123 9H126L124 6H122ZM168 7V8H169ZM179 7V8H178ZM195 7H197V11H199L198 10V6H195ZM203 7V6H202ZM207 7L208 6H206V8H202V9H206L207 10ZM220 7V6H219ZM225 7V6H224ZM224 7H222V8H224ZM232 7V6H231ZM230 7V8H231ZM260 7V6H259ZM61 8V7H60ZM59 8V9H60ZM186 8V9H185ZM213 8V7H212ZM226 8V11H227V6L225 7ZM224 8V9H225ZM229 8V9H230ZM241 8V7H240ZM260 8H262V7H260ZM142 9H144V8H142ZM170 9V8H169ZM199 9H201V8H199ZM211 9V8H210ZM223 9V10H224ZM232 9V8H231ZM235 8H233V10H234ZM238 9V8H237ZM243 9V8H242ZM245 9H247V8H245ZM112 10V9H111ZM119 10V9H118ZM120 10H119V12H120ZM150 10V9H149ZM149 10H148V8H147V12H149ZM221 10V9H220ZM232 10V11H233ZM264 10V9H263ZM172 11V10H171ZM191 10L190 9H188L187 11H186V13L188 12H190ZM192 11H196V10H193L192 9ZM226 11H222V14H221V12H220V14L221 15H223V13H225ZM260 11H262V10H260ZM63 12V11H62ZM85 12H86V10H85ZM110 12V11H109ZM165 12V11H164ZM170 12V11H169ZM168 12V13H169ZM199 12H203L202 10L201 11H199ZM243 12V11H242ZM241 12V13H242ZM250 12V11H249ZM264 12V11H263ZM123 13V12H122ZM121 12H120V14H122ZM150 13H152L151 11H150ZM171 13V12H170ZM187 13V14H188ZM193 13V12H192ZM246 13V12H245ZM261 13V12H260ZM59 14V13H58ZM68 14V13H67ZM149 14V13H148ZM147 14V15H148ZM172 14V13H171ZM169 14L170 16H175L174 14ZM213 14V13H212ZM215 14V13H214ZM244 14V13H243ZM83 15H86V14H83ZM219 14H217V16H218ZM221 15H219V16H221ZM225 15H226V13H225ZM248 15V14H247ZM247 15H246V17H247ZM58 16V15H57ZM66 16V15H65ZM95 16V15H94ZM116 16H118V11H117V15ZM184 16V15H183ZM260 16H261V14H260ZM260 16H258V17H260ZM262 16H263V14H262ZM261 16V17H262ZM88 17V16H87ZM137 17V16H136ZM146 17V16H145ZM155 17H158L157 15L155 16ZM222 18H223V16H221ZM230 17L232 18V16L230 15ZM244 17H245V15H244ZM58 18H59V16H58ZM139 18H141V17H139ZM175 18V17H174ZM176 18H179V17H177L176 16ZM176 18H175V20H176ZM219 19L218 17H215V20H216V22H217V19ZM222 18H220V19H222ZM224 18H226V17H224ZM223 18V19H224ZM248 18V17H247ZM252 18V17H251ZM52 19H53V17H52ZM94 19V18H93ZM134 19V18H133ZM143 19H145V18H143ZM151 19H153V18H151ZM159 19V18H158ZM214 19V18H213ZM212 19V20H213ZM227 19V18H226ZM254 19H256V18H254ZM89 20H91L90 18H89ZM214 20V21H215ZM248 20V19H247ZM54 21V20H53ZM60 21V20H59ZM63 21V20H62ZM185 21H188V20H186V18H185ZM214 21H211L212 23L214 22ZM229 20H223V21H220L219 20V22L220 23H226V22H228ZM230 21H231V19H230ZM77 22V21H76ZM85 22V21H84ZM92 22V21H91ZM136 22V21H135ZM173 22H174V20H173ZM177 22V25H179L178 24V21H175L174 22V24ZM182 22V21H181ZM189 22H190V20H189ZM189 22H188V24H189ZM216 22L214 23V24H212V25H214L215 26V24H216ZM82 23V22H81ZM143 23V22H142ZM152 23V22H151ZM151 23H149V24H151ZM222 23V24H223ZM230 23V22H229ZM229 23H227V25L229 24ZM136 24V23H135ZM182 24V23H181ZM184 24V23H183ZM187 24V23H186ZM222 24H221V28H224V27H222ZM231 24V23H230ZM106 25V24H105ZM172 25H173V23H172ZM177 25H175L176 27H177ZM217 25V27L219 28V25L218 24H216ZM226 25V26H227ZM47 26V27H46ZM86 26V25H85ZM144 26V25H143ZM151 26V25H150ZM154 26V25H153ZM174 26V25H173ZM172 26V27H173ZM225 26V27H226ZM230 26H232V25H230ZM152 27V26H151ZM150 27V28H151ZM179 28L181 27V25H179L178 26ZM236 27V26H235ZM87 28V27H86ZM85 28V29H86ZM131 28H133L132 26H131ZM130 28V29H131ZM221 28H219V30L221 29ZM228 28H230V27H228ZM228 28H226V29H228ZM98 29V28H97ZM129 29V27H127V29H126V31H124L125 33L127 32V30H128V33H129V31L131 32V30ZM136 29H137V27H136ZM141 29V28H140ZM152 29V28H151ZM175 29V28H174ZM177 29V28H176ZM181 29L182 30H184L183 29V27L182 28H180V31L179 30H177V31H179L177 34H181ZM235 29V28H234ZM109 30V29H108ZM123 30H125V27L123 28ZM107 31V30H106ZM135 31V30H134ZM147 32H148V29L146 30ZM161 31V30H160ZM223 31V30H222ZM227 31V30H226ZM225 31V32H226ZM228 31H229V29H228ZM64 32V31H63ZM62 32V33H63ZM82 32V31H81ZM105 32V31H104ZM121 32V31H120ZM136 32V31H135ZM185 32V30L183 31V33ZM217 32H219L218 30H217ZM230 32V31H229ZM228 32V33H229ZM125 33H123V35H121V33H120V36L122 37V36H125V35H128V34H125ZM223 33H224V31H223ZM66 33H64L63 35H65ZM143 35L145 34L146 35V33H142ZM176 34V33H175ZM175 34H174V37H176L175 36ZM179 34V35H180ZM185 34V33H184ZM189 34V33H188ZM188 34H186L187 36H188ZM221 35H222V33H220ZM230 34V33H229ZM67 35V34H66ZM65 35V36H66ZM133 35V34H132ZM144 35V36H145ZM172 35V34H171ZM185 35V36H186ZM224 35V34H223ZM119 36V37H120ZM130 36V35H129ZM140 36H142L141 35V33H139V31H138V33L136 34V35H134L133 37H132V39H140ZM128 37V36H127ZM127 37H125L126 39H127ZM143 37V36H142ZM171 37H173V36H171ZM184 37V36H183ZM190 37V36H189ZM224 37V36H223ZM123 38V37H122ZM144 38V37H143ZM179 38H181V37H179ZM178 38V39H179ZM185 38V37H184ZM64 39V38H63ZM99 39V38H98ZM111 39H113V38H111ZM118 39V38H117ZM129 39V38H128ZM128 39H127V41H128ZM145 39V38H144ZM148 39V38H147ZM177 39V38H176ZM190 39V38H189ZM234 39V38H233ZM61 40V41H60ZM78 40V39H77ZM125 40V39H124ZM141 41H142V44H146V42H147V40L146 41H144L143 39H140ZM140 40H138V42H139V44H141L140 43ZM183 40V39H182ZM208 41H209V39H207ZM206 39H205V41H207ZM250 40V39H249ZM252 40H254V39H252ZM251 40V41H252ZM64 41V40H63ZM130 41V40H129ZM133 41V40H132ZM178 41V40H177ZM207 41V42H208ZM213 41H214V39H213ZM230 41H232V38H231V40ZM235 41V40H234ZM233 41V42H234ZM251 41H250V43H251ZM255 41V40H254ZM77 42V41H76ZM113 42V41H112ZM144 42V43H143ZM230 42L231 44H234L235 43V45H236V42ZM248 42V41H247ZM78 43V42H77ZM76 43V44H77ZM118 43V42H117ZM196 43V42H195ZM254 43V42H253ZM107 44H109L110 45V42L109 43H107ZM106 44V45H107ZM113 44V43H112ZM128 44V43H127ZM183 45L185 44L184 42L182 43ZM260 44V43H259ZM258 44V45H259ZM105 45V46H106ZM63 46V45H62ZM62 46L60 45V47L62 48ZM93 46V45H92ZM113 46H114V44H113ZM142 46V45H141ZM5 47H7V49H8V51L7 52H5L4 51V49H5ZM54 47V46H53ZM109 47V46H108ZM185 47V46H184ZM184 47H181V51L183 52H185L186 51V49L184 48ZM55 48H57V47H55ZM59 48V47H58ZM105 48V47H104ZM103 48V49H104ZM112 48V47H111ZM180 48V47H179ZM102 49V48H101ZM100 49V50H101ZM108 49V48H107ZM138 49V48H137ZM178 49V48H177ZM185 49V50H184ZM53 50V51H52ZM51 50V53H52V56L51 55H49V54H47V57H49V58H51V57H53L52 59H54L55 57H57V56H54L53 54H55V52H56V50L55 49H52ZM54 50H55V52H54ZM110 50V49H109ZM109 50H107V52L109 51ZM135 50V52L137 51L136 49H134ZM179 50V49H178ZM32 51H34L35 53H32ZM50 51V50H49ZM42 52L44 53L43 55H42ZM106 51L104 50V54H106L107 55V53H105ZM180 52V51H179ZM47 53V52H46ZM57 53V52H56ZM86 53V52H85ZM102 53V52H101ZM100 53V54H101ZM109 54H110V52H108ZM135 55H136V53H134ZM133 54V55H134ZM137 54H138V52H137ZM180 54L181 55H184V54H182L181 52H180ZM41 55V56H40ZM73 55V54H72ZM103 55V54H102ZM134 55V56H135ZM139 55V54H138ZM32 56V57H31ZM51 56V57H50ZM98 56H99V54H98ZM129 56V55H128ZM133 56V57H134ZM170 56V55H169ZM22 57V58H21ZM44 57H45V55H44ZM106 57V56H105ZM104 57V58H105ZM122 57V56H121ZM136 57H137V55H136ZM25 58L27 59V57L25 56ZM107 58V57H106ZM105 58V59H106ZM251 58H254V57H251ZM48 59V58H47ZM56 59V58H55ZM75 59H77V58H75ZM97 59H102L103 60V58H97ZM134 58H132V60H133ZM23 60H24V58H23ZM22 60V61H23ZM32 60H31V62H32ZM40 62V63H38V61ZM44 60V61H45ZM101 60V62H103ZM135 60V59H134ZM168 60V59H167ZM170 60V59H169ZM168 60V61H169ZM254 60V59H253ZM1 61V60H0ZM4 62H5V60H3ZM14 61V60H13ZM33 61V62H34ZM44 61H42V62H44ZM48 62H50L51 61V59H49V60H47ZM105 61V60H104ZM165 62H166V60H164ZM172 61H173V59H172ZM170 62V63H173V62ZM188 60H186V62H187ZM195 61V60H194ZM193 61V62H194ZM198 61H200V59L198 60ZM243 61V60H242ZM241 61V62H242ZM245 61V60H244ZM17 62H19L18 61V59H17ZM24 62V61H23ZM30 62V63H31ZM32 62V63H33ZM55 62V61H54ZM94 62H96V60L94 61ZM94 62H92V64L94 63ZM97 62H98V60H97ZM101 62H98V63H94L95 64V67H97V66H99V64L101 63ZM189 63L191 62V63H193L192 61H188ZM52 63V62H51ZM76 63V62H75ZM84 63V62H83ZM164 63V62H163ZM167 63V62H166ZM197 63V62H196ZM201 63V64H200ZM199 64L200 65H202V62H200ZM251 63V62H250ZM34 64V63H33ZM42 64V63H41ZM44 64V63H43ZM94 64L92 65V66H94ZM173 64H175V62L173 63ZM187 64V63H186ZM195 64V63H194ZM193 64V65H194ZM177 64H175V66H176ZM182 65V64H181ZM192 65V64H191ZM55 66V65H54ZM164 66H166L165 64H164ZM168 66H170V65H168ZM167 66V67H168ZM180 66V65H179ZM188 66V65H187ZM56 67V66H55ZM90 67V66H89ZM94 67V68H95ZM162 68H163V66H161ZM171 68H172V65L170 66ZM177 67V66H176ZM183 67H184V65H183ZM186 67V66H185ZM201 67V66H200ZM54 69V68H53ZM161 69V68H160ZM164 69H165V67H164ZM167 69V73H169V71H168V68H166ZM173 69H174V67H173ZM176 69V68H175ZM178 69V68H177ZM198 69H199V67H198ZM91 70H92V67H91ZM170 70V69H169ZM180 70V69H179ZM87 71H90V69L88 68L87 69ZM86 71V72H87ZM162 71V70H161ZM166 71V70H165ZM173 71V70H172ZM190 71H191V69H190ZM171 72V71H170ZM88 73L89 72H87L86 74L88 75ZM164 73H166V72H163V74ZM261 73V72H260ZM176 74V73H175ZM181 74H182V72H181ZM188 74V73H187ZM257 74V73H256ZM263 74V73H262ZM170 75V74H169ZM184 75V74H183ZM4 76V75H3ZM8 76H9V74H8ZM56 76V75H55ZM54 76V77H55ZM157 76H158V74H157ZM156 75H154V79H155V77H157ZM186 76V79H187V75H185ZM255 77H256V75H255ZM7 78V77H6ZM5 78V79H6ZM160 79H161V76L159 77ZM162 78H164V76L162 77ZM166 78V77H165ZM170 78V77H169ZM169 78H167V80L169 79ZM261 78H262V76H261ZM8 79H10V78H8ZM14 79V78H13ZM54 79V78H53ZM57 79V78H56ZM137 79L139 80L140 78L139 77H137ZM157 79V81H158V83H159V81H160V79L158 80V78H156ZM156 79H155V82H157L156 81ZM182 79V78H181ZM44 80V82H45V79H43ZM42 80V81H43ZM51 80V79H50ZM136 80V79H135ZM137 80V81H138ZM141 80V79H140ZM153 80V79H152ZM166 80V79H165ZM183 80V79H182ZM184 80H185V78H184ZM255 80V79H254ZM6 80H4V82H5ZM8 81V80H7ZM136 81V82H137ZM256 81V80H255ZM41 82V81H40ZM48 82H50V81H48ZM47 82V83H48ZM52 82V81H51ZM51 82H50V84H51ZM55 82H57V80H55ZM55 82H53L54 84H55ZM140 82V81H139ZM153 82H154V80H153ZM154 82V83H155ZM6 83V82H5ZM69 83V82H68ZM142 83V80H141V82H140V84ZM185 83H186V81H185ZM2 84L4 85V83L2 82ZM8 84V85H7ZM7 84H5V85H7L9 88H12L13 87V81L11 80L9 83H7ZM42 84H43V82H42ZM41 84V85H42ZM49 84V85H50ZM83 84H85V83H83ZM162 84V83H161ZM69 85V84H68ZM155 85H158V87L160 88V84H156L155 83ZM185 85V84H184ZM187 85H189V84H187ZM194 85V84H193ZM45 86H46V88L48 87V85L47 84H45L44 83V86L42 85V87H44L43 88V90L44 89H46L45 88ZM52 86V85H51ZM51 86H49L48 87V89H50V87ZM54 86L55 85H53L52 86V88H54ZM73 86H75V85H73ZM87 86V85H86ZM166 86V85H165ZM201 88H202V86L201 85H199ZM3 87V86H2ZM5 88H6V90H7V87L6 86H4ZM39 87V86H38ZM57 87V86H56ZM137 87V86H136ZM171 87V86H170ZM184 87V86H183ZM190 87V86H189ZM191 87H192V85H191ZM196 87V86H195ZM215 87V86H214ZM8 88V89H9ZM51 88V89H52ZM158 88V89H159ZM165 88V87H164ZM163 88V89H164ZM186 88H188L187 86H186ZM200 88V89H201ZM55 89V88H54ZM54 89H52L53 91H54ZM83 90H84V88H82ZM86 89V88H85ZM161 89V88H160ZM159 89V91H161ZM167 89V88H166ZM171 89V88H170ZM191 89H193V88H191ZM216 89V88H215ZM41 90V89H40ZM51 90V91H52ZM172 90H173V87H172ZM172 90L170 91V93L172 92ZM187 90V89H186ZM186 90H184L185 92H186ZM46 91H47V89H46ZM45 91V93H47ZM48 91H50V90H48ZM56 91V90H55ZM54 91V92H55ZM86 91H89V90H87L86 89ZM174 91V90H173ZM180 91V90H179ZM183 91V90H182ZM183 91V92H184ZM193 91V90H192ZM200 91V90H199ZM204 91V90H203ZM249 91V90H248ZM38 92H40V91H38ZM37 92V93H38ZM77 92H79V91H77ZM85 92V91H84ZM83 91H82V93H84ZM245 92V91H244ZM41 93V92H40ZM50 93V94H49ZM47 95H51L53 92H49ZM125 93H127V92H122V94L124 95ZM135 93V92H134ZM160 93L161 92H159V94L158 93H156V94H158V95H160ZM166 93V92H165ZM167 93H168V91H167ZM174 93V92H173ZM189 93V90H188V92H187V94ZM246 93V92H245ZM244 93V94H245ZM248 93V92H247ZM4 94V93H3ZM33 94V93H32ZM43 93H41V95H42ZM75 94V93H74ZM79 94V93H78ZM89 94V93H88ZM121 94V93H120ZM128 94V93H127ZM177 94V93H176ZM181 94V93H180ZM190 94H192V92L190 93ZM243 94V93H242ZM2 95V94H1ZM30 95L31 94H29L28 96L30 97ZM39 96H40V94H38ZM80 95V94H79ZM78 95V96H79ZM85 95H86V92H85ZM107 95H108V93H107ZM136 95V94H135ZM162 95H163V93H162ZM170 95V94H169ZM174 95V94H173ZM185 94L183 93V96H184ZM215 95V94H214ZM246 95V94H245ZM28 96H26L27 98H28ZM31 96H33V95H31ZM35 96V95H34ZM102 96V95H101ZM104 96V95H103ZM124 96H126V94L124 95ZM130 96V95H129ZM137 96H139V95H137ZM161 96V95H160ZM165 96V95H164ZM166 96H167V98H169V96L166 94ZM171 96V95H170ZM175 96H177V95H175ZM247 97H248V95H246ZM257 96V95H256ZM43 97V96H42ZM45 97V99H46V97H48V96H44ZM77 97V96H76ZM82 97V96H81ZM85 97V96H84ZM93 97V96H92ZM105 98H106V95L104 96ZM120 97V96H119ZM141 97V96H140ZM145 97V96H144ZM155 97H156V95H155ZM154 97V98H155ZM172 97V96H171ZM174 97V96H173ZM215 97V96H214ZM27 98H26V100H27ZM38 98V97H37ZM78 98V97H77ZM75 98L74 97V95H72V91H71V89L69 88V86H66L65 87V89L62 91V94H61V104H60V107H59V109H57V110H59V112H58V114H57V116H56V120H55V122H53L52 124H53V126H51L52 127V129H51V131H50V134L48 133V140H47V144H45L46 146V148L44 147V149H43V155L41 156V157H39L38 159V164H36L37 166L33 169V171H31L30 172V174L27 176V178H26V180H25V182H24V184H23V186L21 187V188H18L17 187V185H18V182H20L19 181V179L21 178V177H23L22 175H23V170H24V168H22V166L25 164L24 162H26V161H24V162H22V160L24 159V157H26V159H24V160H27V157L28 156H26L27 154L26 153H29V151H28V143H26L27 145H26V147H25V142H23L24 140V138H22V142H20V141H17L16 142V144H15V146H14V150L11 148V146L10 147H7V148H11L10 150L9 149H7V150H9L8 152H10L11 150H13V151H15L14 153L16 154V157H17V155H24V157H23V159H21V161L19 162L18 161V163H16L15 162V154L13 155V154H11V156L13 155L14 157L12 158V159H14L13 161L15 162V164H13V161H11L12 159H10V157L11 156H9V154H8V152H5V151H3V149H0V157H2V156H5L6 158H7V160H5L6 162L4 163V165L2 164V163H0V164H2V166L0 165V176L2 175V174H5V175H7L8 176V173H10L9 171H10V168H11V174H10V176H8V177H10L11 178V184H10V179L8 180L7 179V182H9V184L10 185H8V187H6L5 185H4V187H2V186H0L1 188H0V190L3 188V189H5L4 190V192L7 194L6 196H8V198H9V200H10V197H12L13 196V194H15V193H17V203H16V207H14L15 208V210H14V217H13V221H12V224H11V226H9V229H7L6 231H2L3 233L2 234H0V261H2V257H3V259H5V260H10L11 258H12V260H13V258L15 259V260H17L16 258H15V256L17 257L18 256V259H20V260H23V261H25V260H27L26 258H25V256H23L24 255V253H25V250H29L30 249V251L32 252V254H31V258L33 259V262H34V264H40L41 263V258H44L45 259V257H49V256H47V255H49L50 253L47 251L48 249H49V245L47 246V244H46V246L47 247H45V251H47L49 254H46L45 253V251L42 249V248H44V246L43 247H41L42 246V244L40 245V251H44L43 253H45L46 255H44L43 257H41L40 258V261H39V258H38V256L40 255V254H37V253H35V250H37V249H39V244L38 243H40V239L38 240L39 242L37 243L36 241H37V239H36V241H35V238H37V236H35V237H32L31 235H29V236H27V235H21L23 232H25V231H22V230H24V227L25 226H29V228H30V226H32V227H35V228H37L40 232L41 231H48V230H51V234L52 235H54V237H55V235L57 236V237H55V238H58V237H65V235H67V236H75L74 234H72L71 235V231L72 230H74L75 229V231H77L76 230V228L77 227H80V224L82 225V223H83V226L85 225L84 224V222L83 221H85V220H88L87 219V215L88 214H86V215H84V212L85 213H87L88 211H89V209L88 208H86V211L85 210H83V216L82 215H78V211L80 210L79 209V207H81V204L83 203H87V202H89V200L91 199V196H89V194L88 193H81V191H84V192H87L85 189H89V186H90V177H91V175L88 173V171L87 172H85V171H82V172H85V173H82V172H80L81 170H85V169H88V167H85V166H88L87 164L89 163V161H86L87 160V158L86 157H88V154L90 153L89 151L91 150V149H89V144H88V146H87V144H86V142H84L83 143V139H84V136L86 135H88V132L87 131H89L88 129H86L85 130V128H84V130H82L81 131V128L82 127H84V126H87V125H85V123H83L84 125L82 126V124L78 127V119L79 120H81L80 118H71V117H73L74 115H76V113H77V115L76 116H78V113H79V115H81L80 113H81V111H79V107L81 106V104L79 103V100H80V98ZM104 98V99H105ZM125 98V97H124ZM124 98H122V97H120V99H123L124 100ZM126 98H127V96H126ZM130 98H131V96H130ZM149 98V97H148ZM147 98V99H148ZM157 98H159V97H157ZM157 98H155V99H157ZM167 98H165L164 97V99H165V101H167ZM32 99V98H31ZM31 99H29L30 101H31ZM82 99V98H81ZM84 99V98H83ZM137 99H139V97L137 98ZM150 99H151V97H150ZM163 98H162V100H164ZM42 100V99H41ZM85 100V99H84ZM90 100V99H89ZM89 100H88V102H89ZM93 100V99H92ZM100 100V99H99ZM103 100V99H102ZM108 100V99H107ZM182 100V98L180 99V101ZM184 100V99H183ZM182 100V101H183ZM219 100V99H218ZM29 101V102H30ZM38 101H40V100H38ZM87 100H85V102H86ZM133 101V100H132ZM141 101H143V100H141ZM149 101V100H148ZM153 101H155V100H153ZM160 101H161V98H160ZM159 101V103H163V102H160ZM28 102V101H27ZM93 102V101H92ZM95 102V101H94ZM216 102V101H215ZM217 102H219V101H217ZM96 103V102H95ZM102 103L105 105L103 108L105 109L106 107H107V103L106 102H104V100L102 101ZM150 103V102H149ZM156 103V102H155ZM158 103V104H159ZM168 103V102H167ZM166 103V104H167ZM172 103V102H171ZM170 103V104H171ZM174 103V102H173ZM221 103H223V101L221 102ZM220 103V104H221ZM24 104H26V103H24ZM23 104V105H24ZM74 104V106L72 107V108H74V109H76V110H78L77 112H74V111H72V113H73V116H69L70 118L69 119H67V121L65 122V118H64V116H63V114H64V111H65V109H67V108H71V106ZM82 104H85V103H82ZM90 105H91V103H89ZM132 104H133V106L132 107H136V109H137V106H135L134 105V103L132 102ZM131 104V105H132ZM138 104V103H137ZM136 104V105H137ZM142 104V103H141ZM141 104H140V106H141ZM146 104H147V101H146ZM86 105V104H85ZM89 105V106H90ZM145 105V104H144ZM153 105H154V103H153ZM165 105V104H164ZM223 105V104H222ZM84 106V105H83ZM150 106V104L147 106V107H149ZM160 106V105H159ZM172 106V105H171ZM190 106V105H189ZM29 107V106H28ZM57 107V108H58ZM87 107V106H86ZM91 107H93V105L91 106ZM143 107V106H142ZM145 107V106H144ZM146 107V108H147ZM151 107V106H150ZM163 107V106H162ZM167 107V106H166ZM191 107V106H190ZM235 107H237V106H235ZM25 108H27V107H25ZM82 108V110H83V107H80V109ZM85 108V107H84ZM95 108V107H94ZM103 108H101V109H103ZM152 108V107H151ZM154 108H156V107H154ZM158 108V107H157ZM156 108V109H157ZM169 108V107H168ZM173 108V107H172ZM234 108V107H233ZM89 109V111H91L92 110V108H88ZM91 109V110H90ZM108 109V108H107ZM134 109V108H133ZM139 109V108H138ZM138 109H137V111H138ZM153 109V108H152ZM176 109V107L174 108V110ZM179 109H180V106H179ZM187 109H188V107H187ZM31 109H29V111H30ZM73 110V109H72ZM100 110V109H99ZM112 111L114 110V108L113 109H111ZM130 110H132L131 108H130ZM143 110H145V108L144 109H142V110H140L139 109V112L140 111H143ZM154 110V109H153ZM160 110V109H159ZM182 108H181V111H179V112H182ZM233 109H231V111H232ZM237 110V109H236ZM240 110V109H239ZM25 111H27V110H25ZM67 111H68V109H67ZM71 111V110H70ZM86 112H87V110H85ZM103 111V110H102ZM101 111V112H102ZM107 111H110V110H107ZM111 111V112H112ZM116 111V110H115ZM147 111V110H146ZM154 111H156V110H154ZM153 111V112H154ZM162 111V110H161ZM166 111H168L167 110V108H166ZM170 111H172V109L170 110ZM185 111V110H184ZM183 111V112H184ZM86 112H84V113H86ZM99 112V111H98ZM100 112V113H101ZM128 112H129V110H128ZM131 112V111H130ZM129 112V113H130ZM133 112H134V110H133ZM151 112H152V110H151ZM157 112V111H156ZM173 112V111H172ZM172 112H169L170 114L172 113ZM175 112V111H174ZM187 112V111H186ZM185 112V113H186ZM229 112V111H228ZM27 113V112H26ZM31 113H32V110H31ZM57 113V112H56ZM69 113V112H68ZM67 113V114H68ZM72 113H71V115H72ZM96 113V112H95ZM103 113V112H102ZM159 113V112H158ZM161 113V112H160ZM164 113H165V111H164ZM163 113V114H164ZM185 113H184V116L186 117L187 115H185ZM236 113H238V111H236ZM90 113H88L87 115H89ZM91 114H92V112H91ZM105 114V113H104ZM107 114V113H106ZM106 114H105V116H106ZM147 114H149V112L147 113ZM151 114V116L153 117V113H150ZM150 114H149V116H150ZM155 114V113H154ZM166 114V113H165ZM167 114H168V112H167ZM179 114V113H178ZM230 114H233V113H231L230 112ZM234 114H235V112H234ZM0 115H1V113H0ZM28 115V114H27ZM31 115V114H30ZM35 115V114H34ZM100 115V114H99ZM111 115H112V113H111ZM116 115V114H115ZM114 115V116H115ZM120 116H121V114H119ZM132 115H136V113L135 114H132ZM131 115V116H132ZM139 115V114H138ZM137 115V116H138ZM174 115V114H173ZM182 115V114H181ZM236 115V114H235ZM243 115H245V114H243ZM2 116V115H1ZM6 116V115H5ZM25 116V115H24ZM33 116V115H32ZM83 116V115H82ZM85 116V115H84ZM83 116V117H84ZM110 116V115H109ZM123 116H126V115H123ZM150 116V117H151ZM160 116H162V115H160ZM171 116V115H170ZM169 116V117H170ZM178 116H180V115H178ZM191 116V115H190ZM233 116V115H232ZM239 116V115H238ZM242 116V115H241ZM240 116V117H241ZM4 117V116H3ZM3 117H1V118H3ZM29 117V116H28ZM111 117V116H110ZM126 117H128V115L126 116ZM130 117V116H129ZM133 117V116H132ZM148 117V116H147ZM155 117H156V114H155ZM163 117V116H162ZM167 117H168V115H167ZM177 117V116H176ZM185 117H182V118H184V120H185ZM188 118H189V116H187ZM202 117V116H201ZM204 117V116H203ZM8 118V117H7ZM6 118V119H7ZM25 118H27V117H25ZM98 118V117H97ZM99 118H100V116H99ZM121 118V117H120ZM143 118V117H142ZM157 118H159V116H157ZM161 118V117H160ZM175 118V117H174ZM180 118V117H179ZM188 118H186V120H188ZM238 118V117H237ZM107 119H108V115H107ZM114 119V118H113ZM115 119L116 120H119V119H117V116L115 117ZM122 119V118H121ZM126 119V118H125ZM155 119V118H154ZM163 118H161V120H162ZM167 119V118H166ZM165 119V120H166ZM239 119V118H238ZM2 120V119H1ZM3 120H5L4 118H3ZM19 120V119H18ZM26 120V119H25ZM42 120V119H41ZM116 120H114V121H116ZM128 120V119H127ZM126 120V121H127ZM137 120V119H136ZM140 120H141V116H140ZM142 120H144V119H142ZM148 120V119H147ZM156 120V119H155ZM160 120V121H161ZM170 120V119H169ZM8 121V120H7ZM17 121V120H16ZM43 121V120H42ZM41 121V122H42ZM54 121V120H53ZM105 121V120H104ZM121 121V120H120ZM124 121V120H123ZM123 121H122V123H123ZM133 121V120H132ZM132 121H129L130 123H129V125L130 124H132V125H137V123L136 124H133V123H131ZM148 121H153L152 119L151 120H148ZM200 121H201V119H200ZM208 121V120H207ZM5 122V121H4ZM20 122V121H19ZM19 122H17L18 124L17 125H19L20 123ZM25 122V121H24ZM39 121H37V123H38ZM40 122V123H41ZM80 122H83L82 120L80 121ZM85 122V121H84ZM88 122V121H87ZM106 122V121H105ZM133 122H136L135 120L133 121ZM147 122V121H146ZM158 123V121H154V123ZM203 122H204V120H203ZM78 123V124H77ZM107 123V122H106ZM105 123V125H108V123L106 124ZM115 123H117V122H115ZM118 123H119V121H118ZM140 123H142V121L140 122ZM160 123V122H159ZM161 123H163V121L161 122ZM207 123V122H206ZM1 124V123H0ZM4 123H2V125H3ZM51 124V125H52ZM77 124V125H76ZM88 124V123H87ZM112 124V123H111ZM114 124V123H113ZM127 124V123H126ZM147 124H148V122H147ZM151 124H153V123H151ZM9 125V124H8ZM38 125V124H37ZM124 125V124H123ZM142 125V124H141ZM141 125H140V127H141ZM157 125H159V124H157ZM156 124H155V126H157ZM162 125V124H161ZM199 125V124H198ZM4 126H6V125H3V127ZM73 127V129L71 128V130H70V128L69 127ZM77 126V127H76ZM103 126H104V123H103ZM109 126V125H108ZM116 126H117V124H116ZM119 126V125H118ZM146 126H148V125H146ZM146 126H144V127H146ZM149 126H151L150 124H149ZM155 126H151V127H155ZM67 127L69 128V129H67ZM80 128L78 131L76 130V128ZM110 127H112V131H113V125L112 126H110ZM120 127V126H119ZM122 127V126H121ZM121 127H120V130H121ZM124 127H126V125L124 126ZM191 128H192V126H190ZM87 128V127H86ZM115 128V127H114ZM127 128V127H126ZM126 128H125V130H126ZM134 128V127H133ZM138 128V127H137ZM188 128V127H187ZM194 128V127H193ZM192 128V129H193ZM75 129V130H74ZM117 129H118V127H117ZM129 129V128H128ZM130 129H131V127H130ZM136 129V128H135ZM134 129V130H135ZM144 128H142V129H139L141 132L142 131H145V129L143 130ZM147 130H149V132H150V129H149V127L148 128H146ZM157 129V128H156ZM159 129H161V127L159 128ZM159 129L157 130V132L159 131ZM2 130V129H1ZM68 130V131H67ZM105 130H106V128H105ZM109 130V129H108ZM133 130V129H132ZM155 130V129H154ZM154 130H152V131H154ZM187 130V129H186ZM190 130V129H189ZM69 131L71 132L70 134H72V135H74L73 137H70L71 135L70 134H68L69 133ZM73 131H74V134H73ZM91 131V130H90ZM114 131H115V129H114ZM118 131H119V129H118ZM117 130H116V133H119ZM123 131V130H122ZM121 131V132H122ZM162 131V130H161ZM93 132V131H92ZM91 132V133H92ZM111 132V131H110ZM126 132H128V135H129V133H130V131H126ZM137 132V131H136ZM145 132H147V131H145ZM144 132V133H145ZM188 132V131H187ZM191 132V131H190ZM189 132V133H190ZM245 132V131H244ZM8 133H10V132H8ZM7 133V135H9ZM125 133V132H124ZM123 133V134H124ZM132 133V132H131ZM143 133V134H144ZM159 133V132H158ZM157 133V134H158ZM162 133V132H161ZM189 133H187V134H189ZM241 133V132H240ZM243 133V132H242ZM122 134V133H121ZM120 134V135H121ZM154 134H156V132H154ZM156 134V135H157ZM160 134V133H159ZM245 134H247V133H245ZM245 134L243 133V135L245 136ZM2 135V134H1ZM6 135V136H7ZM68 135H69V138H68ZM78 135L80 136V137H78ZM115 135V134H114ZM113 135V136H114ZM127 134H126V136H128ZM132 135H133V133H132ZM131 135V136H132ZM137 135H139V134H137ZM161 135V134H160ZM5 136V135H4ZM4 136H3V138H4ZM30 137H31V135H29ZM34 137H35V135H33ZM32 136V137H33ZM75 136H77L78 138H77V140L75 139V141H77V143L78 144H76V143H74L75 141H71V139L72 138H74ZM81 136H83V137H81ZM118 136V135H117ZM123 136V135H122ZM157 136H159V135H157ZM200 136H202V137H204L203 135H200ZM246 136H248V135H246ZM1 137V136H0ZM28 137V136H27ZM33 137V138H34ZM120 137V136H119ZM130 137V136H129ZM128 137V138H129ZM141 137H144V135L143 136H141ZM202 137H200V138H202ZM248 137H252V136H248ZM3 138H1V139H3ZM29 138V137H28ZM115 138V137H114ZM123 138V137H122ZM127 138V137H126ZM155 138H156V136H155ZM162 138V137H161ZM198 139H199V137H197ZM215 138V137H214ZM214 138H212V139H214ZM252 138H254V137H252ZM0 139V140H1ZM16 139H18V138H16ZM36 139V138H35ZM82 139V140H81ZM132 139H135V138H133L132 137ZM132 139H127V141H130V142H132ZM224 139V138H223ZM222 139V140H223ZM226 139V138H225ZM259 139V138H258ZM5 140V139H4ZM8 140V139H7ZM32 140H34V139H32ZM37 140V139H36ZM79 140H80V142H79ZM106 140V139H105ZM108 140V139H107ZM117 140H119V139H117ZM117 140H115V142L117 141ZM217 140L219 141V138H217ZM241 140V139H240ZM26 141V140H25ZM28 141V140H27ZM71 142V144L70 143H68V142ZM85 141H87V140H85ZM135 141H140L139 140V138L137 139V140H135ZM134 141V142H135ZM159 141V140H158ZM162 141H163V138H162ZM197 141V140H196ZM195 141V142H196ZM212 141H214V140H212ZM216 141V140H215ZM231 141V140H230ZM239 141V140H238ZM3 142V141H2ZM1 141H0V143H2ZM15 142V141H14ZM33 142V141H32ZM31 142V143H32ZM89 142V141H88ZM106 142V141H105ZM110 142V141H109ZM113 142V141H112ZM192 143V144H195L196 145V143H198L199 145H196V146H200V143H201V139H200V142H196V143ZM204 142V141H203ZM220 142V141H219ZM229 142V141H228ZM227 142V143H228ZM232 142V141H231ZM234 142V141H233ZM233 142L231 143V146H232V144H233ZM237 142V141H236ZM241 142V141H240ZM243 142V141H242ZM247 142V141H246ZM256 142H257V140H256ZM260 142V141H259ZM12 143V142H11ZM37 142L35 141V142H33V144H36ZM79 143H80V147L79 146H76V145H79ZM82 143H83V146H82ZM119 143V141L116 143V144H118ZM214 145H215V143L214 142H212ZM217 143V142H216ZM7 144V143H6ZM32 144V145H33ZM73 144H74V146H76V148H77V151H78V154L76 153L75 154V152H76V150H75V152H74V149H76L74 146H73ZM85 144V145H84ZM114 144V143H113ZM135 145H137V146H139L138 144H136V143H134ZM183 144H185V142L183 143ZM187 144H189V143H187ZM187 144L186 145H184V146H187ZM202 144V143H201ZM207 144H209V143H207ZM206 144V145H207ZM212 144V145H213ZM230 144V143H229ZM228 144V145H229ZM238 144V143H237ZM1 146H3L2 144H0ZM14 145V144H13ZM32 145L30 144V142H29V146L30 147H32ZM111 145V144H110ZM115 145V144H114ZM123 145V144H122ZM190 145V144H189ZM195 145H193V148H194V146ZM218 145V144H217ZM235 145V144H234ZM233 145V146H234ZM242 145H243V143H242ZM248 145V144H247ZM258 145H259V143H258ZM260 145H262V142H261V144ZM4 146H5V143H4ZM35 146V145H34ZM85 146H87L88 147V149H87V147H85ZM106 146V145H105ZM118 146H120V145H118ZM183 146V147H184ZM210 146V145H209ZM232 146V147H233ZM236 146V145H235ZM234 146V147H235ZM238 146V145H237ZM249 146V145H248ZM24 147H25V149H24ZM28 147V148H27ZM61 149H60V148ZM202 147H203V145H202ZM216 147V146H215ZM1 148V147H0ZM57 148H59L61 151H59V149L58 150H56ZM83 148H86V150H87V152L85 151V149H83ZM182 148V147H181ZM180 148V149H181ZM187 148V147H186ZM192 148V149H193ZM217 148H220V146L219 147H217ZM229 148H231V147H229ZM237 148V147H236ZM245 148H247V149H249V147H246L245 146ZM261 148V147H260ZM31 149V148H30ZM84 150V151H81V150ZM93 149V148H92ZM105 149V148H104ZM104 149L102 150V151H104ZM184 149V148H183ZM188 149H189V147H188ZM195 149V148H194ZM206 149V148H205ZM221 149H222V147H221ZM225 149V148H224ZM255 149V148H254ZM45 150V151H44ZM63 150V151H62ZM115 150V149H114ZM127 150V149H126ZM209 150V149H208ZM220 150V149H219ZM232 150H234V149H232ZM236 150V149H235ZM240 150V149H239ZM261 150V149H260ZM13 151H11L10 153H13ZM28 151V152H27ZM31 151V150H30ZM50 151H56V152H63L62 154L63 155H65V152L67 153V157H68V153H71V151H73L72 153H74L75 154V156H74V154H72L73 156H70L71 154H69V156H70V158L68 157L67 158V160H65L64 162H63V159H65L66 158V156L64 157L61 153H59L58 154V156L61 154V156H63L64 158L62 159V157H60L59 158V160H58V158H56V160H55V158H49L48 157V153L50 152ZM65 151V152H64ZM70 151V152H69ZM92 151V150H91ZM106 152H109V151H107V149L105 150ZM118 151H120L119 149L116 151V153H118ZM185 151V150H184ZM210 151V150H209ZM228 151H231V149L230 150H228ZM241 151H242V149H241ZM247 151V152H246ZM25 152V153H24ZM80 152H82L81 154H83V153H86V154H83V155H81V161H82V163H80L81 161H78L76 158H79L80 156H78V157H76V155H79L80 154ZM105 152V153H106ZM114 152V151H113ZM123 152V151H122ZM161 152V151H160ZM165 152V151H164ZM164 152H162V153H164ZM182 152H183V150H182ZM198 152V151H197ZM201 152V151H200ZM103 152H101V154H102ZM124 153H126V152H124ZM128 153V152H127ZM132 152H130V154H131ZM135 153V152H134ZM153 153H155V152H152V153H149L150 155L151 154H153ZM169 153V152H168ZM184 153H187V152H184ZM213 153V152H212ZM216 153V152H215ZM244 153H246V155L247 156H249V155H251L252 154V152L251 151H249V150H246L245 149V151H244ZM243 153V154H244ZM107 154V153H106ZM114 154V153H113ZM119 154H120V152H119ZM145 154V153H144ZM147 154L148 153H146V155H145V158H146V156H147ZM87 155V156H86ZM108 155H109V153H108ZM111 155V154H110ZM122 155V154H121ZM128 155V154H127ZM134 155V154H133ZM131 156L132 157V159H133V157L134 156ZM160 155V154H159ZM177 155V154H176ZM179 155H180V151H179ZM182 155V154H181ZM185 155V154H184ZM183 155V156H184ZM57 156V155H56ZM57 156V157H58ZM82 156H84L85 157V161L86 162H88L87 164L86 163H84L83 162V157ZM89 156H91L90 154H89ZM112 156V155H111ZM110 156V157H111ZM123 156H125V155H123ZM122 156V157H123ZM136 156V155H135ZM137 156H139V155H137ZM140 156H142L143 157V155H140ZM139 156V157H140ZM154 156V155H153ZM158 156V155H157ZM55 157V156H54ZM72 157V158H71ZM118 157H119V155H118ZM117 157V158H118ZM130 157V155L128 156V158ZM154 157H156V156H154ZM171 157V156H170ZM174 157V155H172V157L171 158H173ZM177 156H175L174 158H176ZM182 157V156H181ZM185 157H186V155H185ZM185 157H183L182 159H184ZM246 157V156H245ZM245 157L243 158V159H245ZM5 158V159H6ZM88 158H90V161H92V159H93V157H92V159H91V157H88ZM107 158H109V157H107ZM120 158V157H119ZM135 158V157H134ZM144 158V157H143ZM148 158H149V156H148ZM174 158H173V160H174ZM52 159V160H51ZM54 159V160H53ZM62 159V160H61ZM105 159V158H104ZM103 159V161H102V163L105 161ZM114 159V158H113ZM116 159V158H115ZM126 159V158H125ZM140 159H141V157H140ZM139 159V160H140ZM177 160H178V158H176ZM50 160L52 161V162H50ZM79 160H80V158H79ZM89 160V159H88ZM111 160V159H110ZM128 160V159H127ZM130 160L131 159H129V163H130ZM136 160V159H135ZM138 160V159H137ZM146 160H148V159H146ZM145 160V162L147 163V161ZM176 160V161H177ZM180 160V159H179ZM17 161V160H16ZM101 161V160H100ZM107 161V160H106ZM144 161V160H143ZM150 161V160H149ZM184 161H186V160H184ZM183 161V162H184ZM249 161H251V159L249 160ZM4 162V161H3ZM128 162V161H127ZM140 162V161H139ZM180 162H181V160H180ZM193 162V161H192ZM195 162V161H194ZM197 162V161H196ZM246 162H248V161H246ZM92 163V162H91ZM106 162H104L103 164H105ZM108 163V162H107ZM118 163L120 164L121 162H119L118 161ZM131 163H132V160H131ZM131 163L130 164H128V165H131ZM140 163H142V162H140ZM139 163V164H140ZM145 163V164H146ZM191 163V162H190ZM244 163V162H243ZM20 164V165H19ZM21 164H22V166H21ZM82 165L81 167H80V165ZM90 164V163H89ZM99 164H100V162H99ZM118 164V165H119ZM123 164V163H122ZM127 164V163H126ZM144 164V163H143ZM193 164V163H192ZM199 164V163H198ZM245 164V163H244ZM108 165V164H107ZM156 165V164H155ZM154 165V166H155ZM175 165V164H174ZM181 165H183V168H184V165H185V167H186V165H188L189 167H190V164H181ZM246 165V164H245ZM248 165H250L249 164V162H248ZM78 166L81 168H79L78 169ZM90 166V165H89ZM98 166V165H97ZM100 166V170H98V171H100V173H102V174H106L105 173V171L107 170V169H105L103 166H101V164L99 165ZM106 166V165H105ZM110 166V165H109ZM107 167V168H110L111 169V167ZM145 166V165H144ZM144 166H142V167H144ZM149 166V165H148ZM177 166V165H176ZM196 166V165H195ZM85 167V168H84ZM118 167V166H117ZM117 167H115L116 169H117ZM122 167H123V165H122ZM126 167V166H125ZM129 167V166H128ZM140 168H142L141 167V165L139 166ZM153 167V166H152ZM152 167H151V169H152ZM157 167V166H156ZM155 167V168H156ZM159 167V166H158ZM163 167H165V166H162V168ZM171 167L172 166H170V167H167V168H170V169H168V170H171ZM174 167V166H173ZM172 167V168H173ZM192 167H193V165H192ZM191 167V168H192ZM22 168V169H21ZM83 168V169H82ZM127 168V167H126ZM125 168V169H126ZM161 168V169H162ZM195 168V167H194ZM249 168V167H248ZM77 169V170H76ZM103 169H105V171L103 172ZM113 169V168H112ZM119 169H120V167H119ZM119 169H117V170H119ZM124 169V168H123ZM125 169L123 170V171H125ZM158 169L159 168H157V170L156 171H158ZM160 169V170H161ZM175 169V168H174ZM176 169H178V168H176ZM180 169V168H179ZM178 169V170H179ZM188 169H190V168H188ZM187 168H186V170H188ZM252 168H251V166H250V168L248 169V170H250L249 171V173L252 175L254 172H257V171H254V172H252V170H251ZM52 170V171H51ZM89 170V169H88ZM117 170H114V174L115 173H117L118 174V172H115V171H117ZM149 170V169H148ZM163 170H165L164 168H163ZM167 170V169H166ZM184 170H185V168H184ZM185 170V171H186ZM191 170V169H190ZM190 170H188L187 172H189ZM244 170V169H243ZM247 170V169H246ZM245 170V171H246ZM254 170V169H253ZM50 171V173H48ZM109 171H111V172H113V170H109ZM120 171H122V170H120ZM122 171V172H123ZM150 171V170H149ZM152 171H153V169H152ZM173 171H176V170H173ZM180 171H182V170H180ZM90 172V171H89ZM111 172H107V175L108 174H111ZM148 172V171H147ZM146 172V173H147ZM170 172H172V170L170 171ZM178 173H179V171H177ZM252 172V173H251ZM259 172V171H258ZM261 172H263L264 173V171H261ZM261 172H259V173H261ZM146 173H145V176H146ZM149 173H151V172H149ZM155 173H156V175H158L159 177H160V173H158V172H154L153 173V175L154 176H156L155 175ZM158 173V174H157ZM164 172H162V174H163ZM166 173V172H165ZM164 173V174H165ZM168 174H169V172H167ZM176 173V172H175ZM175 173H174V175H175ZM181 173V172H180ZM191 173V172H190ZM262 173V174H263ZM52 174H55L57 177H61V178H59L58 180H56V181H52L53 179H51V175ZM82 174H84V176L82 175ZM87 174V175H86ZM161 174V175H162ZM185 174V173H184ZM246 174V173H245ZM247 174H248V172H247ZM5 175H3V176H5ZM86 175V176H85ZM89 175V176H88ZM101 175V174H100ZM106 175V176H107ZM118 175H121V172H120V174H118ZM151 175V174H150ZM170 175V178H171V175L173 176V174H169ZM181 175H183V174H181ZM186 176H188L187 174H185ZM190 175V174H189ZM254 175H256V173H254ZM106 176H104V177H106ZM114 176H116V175H114ZM153 176V178L155 179L156 177L157 178H159L158 176H156V177H154ZM163 176V175H162ZM166 176H168L167 174H166ZM184 176V175H183ZM249 176V175H248ZM257 176V175H256ZM259 176V175H258ZM261 176V175H260ZM2 177V176H1ZM53 177V176H52ZM103 177V176H102ZM104 177H103V179H104ZM108 177H109V175H108ZM108 177H106V179L108 178ZM118 177V176H117ZM147 177H149V176H147ZM164 177V176H163ZM169 177V176H168ZM192 177V176H191ZM191 177H189V178H191ZM251 177V176H250ZM253 178H255L254 176H252ZM55 178V177H54ZM110 178V177H109ZM146 178V177H145ZM144 178V179H145ZM156 178V179H157ZM176 177H174V179H175ZM180 178V177H179ZM257 178V177H256ZM261 178V177H260ZM2 179V178H1ZM6 179V178H5ZM112 179V178H111ZM115 179H116V177H115ZM164 179H166V178H164ZM163 179V180H164ZM173 179V180H174ZM251 179V178H250ZM109 180V179H108ZM152 180V179H151ZM161 180H162V178H161ZM169 180H172V178L171 179H169ZM257 180H259V179H257ZM3 181V180H2ZM2 181H0V183L2 182ZM6 181V180H5ZM118 181V180H117ZM145 181V180H144ZM155 180H152V181H150V182H154ZM157 181V180H156ZM236 181V180H235ZM238 181H240V179L238 180ZM261 181V180H260ZM103 182V181H102ZM105 182H107V181H105ZM148 182V180H147V178H146V181H145V183H147ZM160 183L162 182V181H159ZM4 183V182H3ZM109 183V182H108ZM142 183V182H141ZM154 183H156L157 184V182H154ZM160 183H159V185H160ZM168 183V182H167ZM167 183H165V181L162 183L163 185H165V184H167ZM237 183V182H236ZM140 183H138V185L137 184H135L137 187L138 186H141V185H139ZM162 184L160 185V186H158V187H160V189H158V187H156L159 191L161 190V187H162ZM238 184V183H237ZM256 184H257V182H256ZM262 184V183H261ZM1 185H3V184H1ZM107 185H109V184H107ZM115 185H116V183H115ZM117 185H118V183H117ZM116 185V186H117ZM123 185H125V184H123ZM123 185L121 186V187H123ZM145 185V184H144ZM152 185V184H151ZM151 185H149V186H151ZM230 185H232V184H230ZM235 185V184H234ZM234 185L232 186V187H234ZM258 185V184H257ZM259 185H260V183H259ZM258 185V186H259ZM102 186H105L106 187V184L105 185H103V183H102ZM115 186V188H114V185H113V189L115 190L117 187ZM128 186V185H127ZM146 186V185H145ZM144 186V187H145ZM242 186H243V184H242ZM242 186L241 187H239V188H241V189H243V190H245L246 192H247V189L248 188H250V187H248L247 189H246V187H245V189H244V187L242 188ZM120 187V188H121ZM129 187V186H128ZM137 187L136 188H133V192H135V193H133L132 192V195L134 194H136V193H138V190L140 189L139 187V189L137 190V191H134V189H137ZM153 187V186H152ZM154 187H155V185H154ZM236 187V186H235ZM109 189H110V185H109V187H108ZM107 188V189H108ZM131 188V187H130ZM141 188H142V186H141ZM155 188V189H156ZM237 188V187H236ZM258 188H261V187H258ZM100 189H102L101 188V185H100ZM104 189H106V188H104L103 187V195H99V197L100 196H102V197H100V199H101V205H100V208H99V211L100 210H102L103 211V219L102 220H100L101 218H102V214L99 216L100 218L98 219V215L97 216H95V218L97 217V219L98 220H100V221H98V223L100 222V227L102 228H100L102 231H104L103 230V228H105V227H107V226H109V221H111V220H109V217H108V212H109V210L110 209H112V207H113V205H115L116 204V202H115V200H114V198L112 197V194H113V192H112V194L109 192V190L108 191H104ZM118 189V188H117ZM127 189V188H126ZM147 189H149L150 190V187H148ZM152 189V188H151ZM155 189L153 188L152 189V192H151V194L150 195H152L153 196V190H154V192H156V191H158V190H156L155 191ZM234 189V188H233ZM127 190H129V189H127ZM142 190H143V188H142ZM145 191H146V189H144ZM144 190L142 191V192H144ZM237 190H239L238 188H237ZM249 190V189H248ZM257 190V189H256ZM259 190V189H258ZM262 190V189H261ZM260 190V191H261ZM100 191V193H101V190H99ZM162 191V190H161ZM234 191V190H233ZM233 191H231V194L233 193H235V192H233ZM129 192V191H128ZM150 191H148V193H149ZM229 192V191H228ZM249 192H251V191H249ZM259 192V191H258ZM256 193V195L257 194H260V193ZM264 192V191H263ZM1 193H3V192H0V194ZM140 193V192H139ZM147 193V192H146ZM227 193V192H226ZM238 193H241V196H242V192L241 191H239ZM253 193V192H252ZM82 194H85L84 195V197H83V195ZM143 194V193H142ZM157 194V193H156ZM155 193H154V195H156ZM160 194H162V193H159V196H160ZM236 194H237V191H236ZM245 194V193H244ZM5 195V194H4ZM87 195V196H86ZM132 196V197H134V199H136V197L135 196ZM141 195V194H140ZM139 195V196H140ZM144 195H148V194H144ZM165 194H163V196H164ZM169 195H171V194H169ZM178 195H180V194H178ZM246 195V194H245ZM250 195V196H249ZM249 195H247L246 197L248 198V197H250V198H252L251 197V194H249ZM260 195H264V194H260ZM259 195V196H260ZM168 196V195H167ZM166 196V200H169V199H167L168 197ZM229 196V195H228ZM231 196V195H230ZM238 196V195H237ZM244 196V195H243ZM252 196H253V194H252ZM255 196V195H254ZM261 196V197H262ZM2 197H4L3 195L0 197V198H2ZM85 197H88V198H86V199H83V198H85ZM185 197V196H184ZM226 197V196H225ZM240 197V196H239ZM239 197H237V200H238V203H239ZM246 197H244V198H246ZM261 197H259L260 199H262ZM7 198V197H6ZM148 198V201H149V197H147ZM152 198V197H151ZM155 198H156V196H153V200H155ZM161 198H162V196H160V200H161ZM180 198V197H179ZM229 198V197H228ZM227 198V199H228ZM242 198V197H241ZM243 198V199H244ZM250 198L248 199V200H250ZM257 198V197H256ZM256 198H255V200H256ZM139 198H137V202L139 201L138 200ZM157 199H158V195H157V198H156V202H157ZM164 199V198H163ZM177 199V198H176ZM1 200V199H0ZM4 200L5 201H7V199H5L4 198ZM3 200V201H4ZM9 200H8V202H9ZM152 200V201H153ZM165 200V201H166ZM181 200H182V198H181ZM224 200V199H223ZM230 200V199H229ZM234 200H235V198H234ZM245 200H247V199H244V201ZM257 200H258V198H257ZM256 200V201H257ZM2 200H1V202H3ZM38 201V202H37ZM39 201L40 202H42V204H40L39 203ZM100 201V200H99ZM161 201H163L164 203H165V201L164 200H161ZM172 201H173V198H172ZM178 201V200H177ZM231 201H233V200H231ZM240 201H242V199L240 200ZM243 201V202H244ZM255 201V202H256ZM0 202V203H1ZM7 202V203H8ZM35 202H37L38 204H39V206H42L43 205V207H40V209H39V207H38V209H37V207H36V205H35ZM180 202V201H179ZM243 202L241 203L242 205H243ZM249 202V201H248ZM252 202V201H251ZM257 202H259V200L257 201ZM261 202H262V200H261ZM6 203V202H5ZM141 204L143 203L144 204V202H143V199H141V202H140ZM146 203H147V201H146ZM166 203H167V205H168V202L166 201ZM172 203V204H171ZM226 203V202H225ZM237 203V202H236ZM82 204V205H83ZM100 204V203H99ZM98 203L96 204V205H99ZM141 204H140V206L139 207H141ZM147 204H150V203H147ZM153 203H151V205H152ZM156 205H153V206H150V207H148L147 206V210L150 208L151 210H157L158 211V213L160 214V215H162V218H164L165 220H168L167 222H169L170 221V219L172 218V216L173 215H176V214H179L180 213V211L179 210H176V209H174V208H170V214L169 213H164V211L163 210H165V209H162V208H160L158 205H157V203H155ZM169 204L170 205H173V202H170L169 201ZM221 205H223L222 203H220ZM233 204H234V201H233ZM254 204L255 203H253V207H254ZM262 204V203H261ZM5 205H7V204H5ZM126 205V204H125ZM162 205V204H161ZM166 205V204H165ZM178 205V204H177ZM183 205V204H182ZM217 205H219V203L217 204ZM220 205V206H221ZM226 205V204H225ZM250 205H251V203H250ZM257 205V204H256ZM260 205V204H259ZM3 206H4V203H3ZM144 206V205H143ZM173 206H175V204L173 205ZM187 206V205H186ZM216 206V205H215ZM228 207L227 208H229L230 207V205H227ZM237 206H238V209H239V207L241 208V209H243L240 205H236V207H235V209L237 208ZM247 206V205H246ZM251 206V207H252ZM121 207L123 208L124 206H122L121 205ZM121 207H116L115 206V208H116V212H114L115 213V215H117L116 216V222H121V218H122V216L121 215H123V213H121V211L123 212L124 210H125V212H128V213H130L129 212V210H128V208H127V210L124 208V210H122L121 209ZM128 207V206H127ZM138 207V206H137ZM137 207H135V209L137 208ZM165 207H168V206H165ZM164 207V208H165ZM180 207V206H179ZM250 207V206H249ZM98 208V207H97ZM131 208H132V205H131ZM134 208V207H133ZM143 207H141V209H142ZM178 208V207H177ZM213 208V207H212ZM231 208L233 209V211H236L237 212V210H234V208L231 206L230 207V210H231ZM42 209V210H41ZM83 209V208H82ZM85 209V208H84ZM114 209V208H113ZM112 209V210H113ZM144 209H146V208H144ZM143 209V210H144ZM240 209V210H241ZM252 209V208H251ZM251 209H250V211H251ZM98 210V209H97ZM140 210V209H139ZM138 210V213L141 211H139ZM150 210V211H151ZM183 210V209H182ZM214 210V209H213ZM218 210H220V207H219V209ZM223 210V209H222ZM229 210V209H228ZM245 210V208L243 209V211ZM39 211V212H38ZM98 211V212H99ZM115 211V210H114ZM135 211V210H134ZM146 211V210H145ZM163 211V212H162ZM226 211V210H225ZM232 211V214L234 215V217L236 216V215H238L239 213H244V214H246L245 212H239L238 214H236V212L234 213ZM253 211H254V209H253ZM256 212H258L257 211V209L255 210ZM13 212V211H12ZM38 212V213H37ZM98 212H96V213H98ZM101 212V211H100ZM111 212V211H110ZM132 212H133V210H132ZM142 212V211H141ZM144 212V211H143ZM166 212H169V211H167L166 210ZM218 212V211H217ZM247 212V211H246ZM249 212V211H248ZM252 212V211H251ZM81 213V212H80ZM138 213L136 214L135 213V215H137L138 217H139V215H138ZM151 213H152V211H151ZM158 213H156V215L157 216H155V215H152V216H155V217H158ZM213 213V212H212ZM221 212L219 211V213L218 214H220ZM231 213V212H230ZM141 214V213H140ZM153 214H155L154 213V211H153ZM218 214H215L216 215V217H214L215 219L216 218H218V216H220V215H218ZM222 214V213H221ZM236 214V215H235ZM244 214H240V216L241 215H244ZM257 214V213H256ZM91 215V214H90ZM89 215V216H90ZM126 215H127V213L125 214V216H123L125 219H126ZM132 215V214H131ZM135 215H134V217H135ZM143 215V214H142ZM250 215V214H249ZM254 215V214H253ZM113 216H114V214H113ZM137 216H136V218H137ZM145 216V215H144ZM246 216V215H245ZM256 216V215H255ZM255 216H253V217H255ZM36 218V219H33V218ZM67 217H69V223L67 222V223H65V221L67 220L66 218ZM121 217V218H120ZM129 217H131V216H129ZM133 217V216H132ZM131 217V218H132ZM133 217V219H135ZM140 217H141V215H140ZM151 216L149 215V217L148 218H150ZM154 217V218H155ZM160 217V216H159ZM211 217H212V215H211ZM234 217H233V222L234 223H236L235 225L237 226V225H244V223H246V221H244V220H240L239 219V217H236V218H238V220L237 221H235L234 220ZM251 218H252V215L250 216ZM257 217V216H256ZM93 217H91V219H92ZM94 218V219H95ZM154 218H153V221H154ZM174 218V217H173ZM213 218V219H214ZM220 218V217H219ZM218 218V222H219V224L221 223V224H223V222H222V220H220ZM230 218V217H229ZM242 218H244V217H242L241 216V219ZM261 218V217H260ZM264 217H262L261 218V220L263 219ZM9 219V218H8ZM89 219H90V217H89ZM108 219V220H107ZM112 219V218H111ZM138 219V218H137ZM151 219H152V217H151ZM157 219V218H156ZM160 219H161V217H160ZM163 219V220H164ZM113 220V221H114ZM139 220V219H138ZM209 220V219H208ZM249 220V219H248ZM264 220V219H263ZM262 220V221H263ZM90 221V220H89ZM124 221V220H123ZM123 221H122V224H124L123 223ZM136 221V220H135ZM159 220H157L156 222H158ZM161 221H162V219H161ZM171 221H172V219H171ZM214 221H216L217 222V219L216 220H214ZM223 221H225V220H223ZM232 221V220H231ZM231 221H230V223H231ZM8 222V221H7ZM85 222H87V221H85ZM133 222L134 221H132V224H133ZM141 221H138V223H140ZM152 222V221H151ZM165 222V221H164ZM95 223V220L93 221V224ZM112 223V222H111ZM128 223H131V222H128ZM209 223V222H208ZM233 223V224H234ZM92 224V225H93ZM116 224V223H115ZM135 224V223H134ZM170 224L171 223H169V226H170ZM175 224V222L173 223V225ZM213 224V223H212ZM94 225H97V224H94ZM98 225V226H99ZM116 225H118V224H116ZM115 225V226H116ZM135 225H137V224H135ZM134 225V226H135ZM181 226H182V224H180ZM184 225V224H183ZM235 225H231L230 226V224L228 225V226H230L229 228H230V230H231V227L232 226H235ZM91 226V225H90ZM98 226H97V228H98ZM119 226H120V223H119ZM132 226V225H131ZM130 226V227H131ZM138 227H141V226H139V224L137 225ZM146 226V225H145ZM148 226V225H147ZM178 226H179V224H178ZM180 226V227H181ZM201 226H202V224H201ZM201 226H200V228H201ZM216 226V225H215ZM224 226V225H223ZM227 226V225H226ZM235 226V228H238V227H236ZM240 226V227H241ZM86 227V226H85ZM113 227H114V225H113ZM125 227V226H124ZM124 227L122 226L121 228H123L124 229ZM136 227V226H135ZM150 227V226H149ZM148 227V228H149ZM176 227V226H175ZM174 226H173V228L172 229H174L175 228ZM184 227H186L187 228V226H184ZM184 227H181V228H183L184 229ZM196 227H198L199 228V226H196ZM218 227V226H217ZM5 228H6V226H5ZM51 228V229H50ZM93 228V227H92ZM98 228V230H100ZM117 228H119V227H117ZM117 228H116V230H117ZM121 228H120V230H121ZM127 228H129L128 226H127ZM132 228H133V226H132ZM137 228V227H136ZM142 228H144V227H142ZM168 228H171V226L170 227H168ZM199 228V229H200ZM215 228V227H214ZM36 229V230H37ZM82 230H83V233H84V231L86 230V231H88V227L84 230L83 228H81ZM138 229H140V228H138ZM146 229H147V227H146ZM145 228L143 229V230H146ZM151 229V228H150ZM150 229H149V231H147V233L149 232V233H151V234H153L152 233V230H151V232H150ZM152 229H153V227H152ZM172 229H171V231H172ZM195 229H197V228H195ZM195 229H194V231H195ZM212 229H213V227H212ZM217 229H219L220 230V227L219 228H215V230L216 231H218ZM224 229L225 228H223L222 227V230L224 231ZM227 229H228V227H227ZM89 230H90V228H89ZM94 230V229H93ZM107 230H109V228L107 229ZM112 232H113V230L114 229H110ZM120 230H119V232H118V234H116V236L117 235H119V233H120ZM128 230H130V229H128ZM134 230H135V228H134ZM137 230V229H136ZM140 230H142V229H140ZM154 230H155V228H154ZM170 230V229H169ZM174 230H176L175 232H176V234H173L172 232V235H170L171 233L170 232H168V235H170V236H173V235H175L174 236V238H175V240L177 239L178 240V238L182 235V231H180L179 230V228L177 229V227H176V229H174ZM178 230V231H177ZM185 230V229H184ZM198 230V229H197ZM205 230H206V228H205ZM226 230V229H225ZM229 230V229H228ZM228 230H226V232L228 231ZM65 231H67L70 235H68V234H65ZM79 231V230H78ZM109 232V234H112L113 235V233L112 232ZM122 231V230H121ZM125 231H127L126 229L124 230V232L122 233V235H125L126 233H125ZM131 231H132V229H131ZM156 231V230H155ZM201 229L199 230V231H197L198 233H196V234H200L201 232ZM223 231H221L222 232V234H223ZM33 232V231H32ZM98 232V231H97ZM101 232V231H100ZM117 232V231H116ZM136 232H138V230L137 231H135V233ZM154 232V231H153ZM200 232V233H199ZM206 232V231H205ZM211 232L212 231H210V234H211ZM214 232V231H213ZM35 233V232H34ZM49 233V234H50ZM72 233H74L73 231H72ZM81 233H82V231H81ZM82 233V235H84ZM89 233V232H88ZM91 233V232H90ZM103 233V232H102ZM127 233H128V231H127ZM132 233H133V231H132ZM135 233H133V234H131V233H128V234H130V235H134ZM138 233H140V231L138 232ZM145 233V231H143V234ZM156 233V232H155ZM158 233V232H157ZM184 233V232H183ZM216 233V232H215ZM42 234V233H41ZM44 234V233H43ZM49 234H45V235H49ZM50 234V235H51ZM78 235H79V233H77ZM107 234V233H106ZM109 234H107V235H109ZM121 234V233H120ZM213 234V233H212ZM218 234H220L219 232H218ZM255 234V233H254ZM254 234H252L253 236H255ZM86 235V234H85ZM97 235V234H96ZM98 235H99V237L98 238H100V236L102 235H100L99 234V232H98ZM97 235V236H98ZM103 235H104V233H103ZM137 235V234H136ZM135 235V236H136ZM139 235H142V233H140ZM149 235V234H148ZM197 235V236H198ZM202 235V237H203V234H201ZM216 235V234H215ZM214 235V236H215ZM251 235V234H250ZM251 235V236H252ZM31 236V237H30ZM73 236H72V239L74 240V238H73ZM77 236V235H76ZM80 237H82L81 236V234L79 235ZM87 236L89 237V234H87ZM111 236V235H110ZM116 236H115V238H116ZM127 236V235H126ZM147 236V235H146ZM153 236H154V234H153ZM155 236H157V235H155ZM214 236H211L210 238H209V240H211L212 239V237L214 238ZM219 236V235H218ZM220 236H222L221 234H220ZM225 236V235H224ZM39 237V236H38ZM41 237H42V235H41ZM43 237H44V235H43ZM49 237V236H48ZM53 237V236H52ZM80 237H78V238H80ZM90 237H92V233H91V236ZM89 237V238H90ZM105 237V236H104ZM131 237V236H130ZM132 237H134V236H132ZM147 237H149V236H147ZM185 237V236H184ZM183 237V238H184ZM200 238H202L201 236H199ZM228 237V236H227ZM227 237L225 236V237H221L220 239L219 238H217V239H219L218 240V243H223V244H225V247H227V245H228V243L230 242V240L232 241V239H230L229 238V240L227 239ZM230 237V236H229ZM245 237V236H244ZM249 237V236H248ZM256 237V236H255ZM44 238H46V236L44 237ZM44 238H41V239H44ZM77 238V240H79ZM83 238V240H84V236L82 237ZM82 238H81V241H82ZM106 238H108V237H106ZM105 238V240H110V239H112V237H110L109 239H106ZM113 238H114V236H113ZM114 238V240H116ZM118 238V240L117 241H120V243H121V241H122V243L123 242H125L123 239L121 240H119V237H117ZM120 238H121V236H120ZM153 238V237H152ZM168 238V237H167ZM181 238V237H180ZM179 238V239H180ZM200 238H198V239H200ZM205 238V237H204ZM203 238V239H204ZM231 238H232V236H231ZM257 238V237H256ZM60 239V238H59ZM65 239V238H64ZM72 239L70 238L69 240H70V242L72 241ZM88 239V238H87ZM125 239H128L127 237L125 238ZM135 239V238H134ZM133 239V240H134ZM139 239L141 240L142 239V237H139ZM144 239H145V241H146V238H145V236H144ZM170 239H171V237H170ZM207 239V238H206ZM215 239H216V237H215ZM233 239H234V237H233ZM242 239V238H241ZM251 239V238H250ZM253 239H255V238H253ZM75 240H76V238H75ZM74 240V241H75ZM85 240H86V238H85ZM88 240H90V239H88ZM102 240V239H101ZM103 240H104V238H103ZM105 240H104V242H105ZM114 240H111V241H114ZM235 240V239H234ZM246 240V239H245ZM44 241H46V240H44ZM43 241V242H44ZM55 241V240H54ZM60 241V240H59ZM62 241H64V240H62L61 239V242ZM66 241V240H65ZM68 241V240H67ZM73 241V242H74ZM126 241H128V240H126ZM129 241H131V238H130V240ZM136 241V240H135ZM134 241V242H135ZM142 241H144V240H142ZM153 241H154V239H153ZM169 241H171V240H169ZM172 241H174V239L172 240ZM184 241V240H183ZM194 241H196V240H193V242ZM197 241H201V240H197ZM203 241V243H204V240H202ZM243 241V240H242ZM247 241H249V239H247ZM41 242H42V240H41ZM42 242V243H43ZM47 243H48V240L46 241ZM60 242V243H61ZM76 242V241H75ZM85 242V241H84ZM96 242V241H95ZM103 242V241H102ZM102 242L100 243L99 242V244H101L102 245ZM115 242V241H114ZM114 242H111V244L112 243H114ZM150 242H151V240H150ZM178 242H179V240H178ZM182 242V241H181ZM184 242H186L187 243V240L186 241H184ZM209 242V241H208ZM211 242H213V239L211 240ZM214 242H215V240H214ZM213 242V243H214ZM233 242H235V241H233ZM250 242V241H249ZM54 243V242H53ZM52 243V244H53ZM57 244H58V242H56ZM55 243V245L57 246V244ZM58 244V248H59V246L61 245L62 246V244H64V242H62L61 244ZM67 243V242H66ZM65 243V244H66ZM72 243V242H71ZM77 243V242H76ZM83 243V242H82ZM90 243V242H89ZM109 243H110V241H109ZM117 243H119V242H117ZM126 243V242H125ZM125 243H123V245L125 244ZM132 244H133V241L131 242ZM148 243V242H147ZM147 243H145V245L147 244ZM189 243V242H188ZM188 243L187 244H185L184 243V246H186V245H188ZM198 243H200V242H198ZM202 243V244H203ZM210 243V242H209ZM248 243V242H247ZM45 244V243H44ZM50 244H51V242H50ZM52 244H51V246H52ZM70 244V243H69ZM68 243L66 244V245H69ZM78 244H80V243H78ZM77 244V245H78ZM85 244H86V242L83 244V245H80L81 246V248H79L78 247V249H77V251H82V250H79V249H83V248H86L85 247ZM88 244V243H87ZM86 244V245H87ZM98 244V243H97ZM98 244V245H99ZM116 244V243H115ZM114 244V246L113 247H115L116 245ZM144 244V243H143ZM155 244V243H154ZM193 245H194V243H192ZM197 244V243H196ZM212 243H210V245H211ZM216 244H217V242H216ZM229 244H231V242L229 243ZM71 245H73V244H71ZM75 245V244H74ZM73 245V246H74ZM95 245H96V243H95ZM109 246H111L110 244H108ZM108 245H107V247H108ZM125 245H128V244H125ZM139 245H141L140 244V241H139ZM148 245H150V244H148ZM153 245V244H152ZM193 245H191V246H193ZM204 245V244H203ZM202 245V246H203ZM207 245V244H206ZM210 245L208 246L209 248H211V247H214V245L215 244H212L213 246H211L210 247ZM60 246V247H61ZM65 246V245H64ZM72 246V247H73ZM215 246H217V245H215ZM56 247V248H57ZM67 246H65V247H62V249H65ZM75 247H76V245H75ZM75 247H73V249L71 248V250L70 251H72V250H74V249H76ZM96 247V246H95ZM120 246L118 245V246H116V248H119ZM129 247V246H128ZM142 247H143V245H142ZM153 247V246H152ZM197 247H199V245L197 246ZM196 246L194 247L193 246V248H197ZM208 247H206V248H208ZM67 248H69V247H67ZM66 248V251H65V253L66 252H68L69 251V249H67ZM103 248V247H102ZM115 248V249H116ZM133 248V247H132ZM144 248H146V247H144ZM148 248H149V246H148ZM150 248H151V246H150ZM154 248V247H153ZM183 248V247H182ZM231 248V247H230ZM51 249V248H50ZM53 249H55V248H53ZM97 249L99 250V248H97L96 247V250L95 251H97ZM104 249H106V246L104 247ZM108 249V251L111 249H109V247L107 248ZM115 249H113V250H115ZM120 249V248H119ZM122 249V248H121ZM121 249L119 250V251H121ZM124 249V248H123ZM152 249V248H151ZM156 249V248H155ZM187 249H190L189 247L188 248H185V250L183 251V249H181L182 251L181 252H183L184 254H185V251H188ZM200 249V248H199ZM205 248H203L202 250H204ZM23 250V251H22ZM68 250V251H67ZM84 250L85 249H83V254H84ZM92 250V249H91ZM94 250H93V252H94ZM101 250V249H100ZM112 250V251H113ZM117 250V249H116ZM126 250V249H125ZM198 250V249H197ZM207 250H209V249H207ZM211 250V249H210ZM210 250L208 251V253L210 252ZM18 251V255H15V253ZM59 251H62L61 249H59ZM58 251V249L56 250V252L58 253L59 252ZM70 251H69V254H70ZM103 251V250H102ZM101 251V252H102ZM111 251V250H110ZM111 251V252H112ZM118 251V250H117ZM117 251L115 252L117 255H118V253H119V251H118V253H117ZM192 251H193V249H192ZM192 251H190L191 252V255H192ZM195 251H196V249H195ZM201 251V250H200ZM199 251V252H200ZM224 249L222 250V253H221V255H219V257L217 258V260L215 261V264H226V262L225 261H228L229 260V258L230 257H232V256H229V258L226 260V257H228L227 255L229 254L228 252H226L227 251V249H226V251H224ZM52 252H54L55 253V251H52ZM64 251H62L61 253H59V255H58V257H60V256H62L63 254H65V253H63ZM92 252V253H93ZM98 252V254L97 255H99V257H100V252L99 251H97ZM122 252V251H121ZM169 252V251H168ZM177 252H179V251H177ZM197 252V251H196ZM203 252V254L205 253V252H207V251H202ZM230 252V251H229ZM41 253V252H40ZM42 253V254H43ZM54 253H52V255L51 256H53L54 257ZM57 253H55L56 254V256L55 257H57ZM72 253H75L76 255H77V253H76V250L75 251H72L71 252V255H72ZM81 253V252H80ZM91 252H90V255L92 254ZM104 253V252H103ZM113 253V252H112ZM166 253H167V250H166ZM187 253H189V251L187 252ZM17 254V253H16ZM27 254H29V253H27ZM26 254V255H27ZM69 254H68V257H69ZM79 254V253H78ZM83 254H82V256H83ZM96 254H93L94 256L96 255ZM104 254H106V251H105V253ZM107 254H109V253H107ZM180 254H182V253H180ZM207 254V253H206ZM210 254V255H209ZM208 255H206V256H200L201 254H199V256H200V258H202V257H206V259H204L203 260V258H202V260L201 261H204V263H209V264H213L212 262H214L213 261V259H212V254L211 253H209ZM38 255V256H37ZM74 255V254H73ZM72 255V256H73ZM85 255V254H84ZM103 255V254H102ZM29 256V255H28ZM27 256V258H29ZM65 256V258L64 259H66V257H67V253L64 255ZM64 256H62V257H64ZM79 256V255H78ZM81 256V255H80ZM79 256V257H80ZM105 256V255H104ZM162 256V255H161ZM160 256V257H161ZM168 256H169V254H168ZM167 256V257H168ZM172 256V255H171ZM185 256V255H184ZM188 256H189V254H188ZM196 256V255H195ZM194 256V257H195ZM243 256V255H242ZM257 256V255H256ZM54 257V258H55ZM57 257V258H58ZM67 257V258H68ZM75 257V256H74ZM93 256H91V258H92ZM101 257H103V256H101ZM173 257V256H172ZM176 257H177V255H176ZM179 257V256H178ZM186 257H187V255H186ZM235 257V256H234ZM236 257H237V255H236ZM239 257H240V259H242L241 258V255L239 256L238 255V259H239ZM38 258V259H37ZM45 259V260H48V259ZM72 260H73V257H70ZM76 259H77V257H75ZM84 258V257H83ZM94 258H96V257H94ZM94 258H92V260L94 261ZM163 258L165 259L166 258V256L164 257V254H163V256H162V259L161 260H163ZM171 258V257H170ZM170 258H169V260H170ZM182 258L183 257H181V260H182ZM196 258V257H195ZM199 258V259H200ZM237 258H235L234 260H235V263H236V260H237ZM30 259V258H29ZM60 259V261L62 260V258H59ZM71 259H69L68 258V262L71 260ZM75 259V260H76ZM81 259V258H80ZM85 259V258H84ZM84 259H81L80 261H83ZM87 259H88V261L90 260L89 258H86L85 259V261L87 262ZM102 259V258H101ZM105 259V258H104ZM103 259V260H104ZM159 259V260H158ZM158 259H156V261L158 260V262H160V258H158ZM178 259V258H177ZM230 259H233V258H230ZM244 259V258H243ZM242 259V260H243ZM4 260V261H5ZM15 260H13V261H15ZM45 260L44 261H42V262H45ZM52 260H55V259H53L52 258ZM97 260H99V258H97ZM96 260V261H97ZM106 260V259H105ZM167 262L169 261L168 260V258L167 259H165ZM165 260H163L162 261V263H165L164 261ZM178 260H180V258L178 259ZM185 260V259H184ZM197 260V259H196ZM233 260V261H234ZM11 261V260H10ZM10 261H8V263H10ZM49 261V260H48ZM59 261V262H60ZM64 261V260H63ZM67 261V260H66ZM93 261H90V262H93ZM155 261V262H156ZM170 261H172V260H170ZM186 262H189V261H187V260H185ZM185 261H183L184 263H182V264H186L185 263ZM229 261H232V260H229ZM52 262V261H51ZM77 263L79 262V261H76ZM84 262V261H83ZM86 262H84V263H86ZM99 262H101V260H99ZM107 262H109V261H107ZM155 262H153L154 264H155ZM242 262V261H241ZM47 263V262H46ZM46 263H44V264H46ZM55 262H53V264H54ZM67 263V262H66ZM71 263V262H70ZM82 263V262H81ZM96 263V262H95ZM110 263V262H109ZM108 263V264H109ZM114 263H116V262H114ZM157 263V262H156ZM181 263H179V264H181ZM201 263V262H200ZM199 263V264H200ZM203 263V262H202ZM228 263H230V262H228ZM233 262H231V264H232ZM264 263V262H263ZM43 264V263H42ZM48 264V263H47ZM55 264H59L58 263V260H56V263ZM72 264H76L75 263V261H74V263H73V261H72ZM78 264H80V263H78ZM87 264H92V263H89V262H87ZM93 264H94V262H93ZM96 264H98V263H96ZM101 264V263H100ZM103 264V263H102ZM105 264H107V263H105ZM111 264H112V262H111ZM117 264V263H116ZM166 264V263H165ZM167 264H169V263H167ZM197 264V263H196ZM239 264V263H238Z\"/></svg>",
    "mask_w": 264,
    "mask_h": 264
},
{
    "label": "snow or ice",
    "instance_id": "obj_3",
    "mask_svg": "<svg viewBox=\"0 0 264 264\" xmlns=\"http://www.w3.org/2000/svg\"><path fill=\"white\" fill-rule=\"evenodd\" d=\"M20 7L19 5H15L12 3L4 2V0H0V19H2L6 24L11 20V13L13 9ZM49 8H55V5H48ZM262 7H264V0H262ZM5 52L8 51L7 47L4 49ZM262 80H264V76H262ZM249 106H254L259 103L260 110L264 112V87H262L259 97L257 98L255 95L249 93L248 96ZM249 130L254 133L255 136H258L262 142L261 145V159L264 160V117L261 118L259 125L252 123L249 125ZM247 140L249 147L254 143V138L245 137ZM219 146L227 148V141H220ZM233 175H239L242 179V173L239 169H232ZM262 204H264V197H262ZM4 210L3 203H0V211ZM262 212H264V207H262ZM23 251V250H22ZM0 264H8V262L0 261ZM11 264H26L23 260H16L11 262Z\"/></svg>",
    "mask_w": 264,
    "mask_h": 264
}]
</instances>
